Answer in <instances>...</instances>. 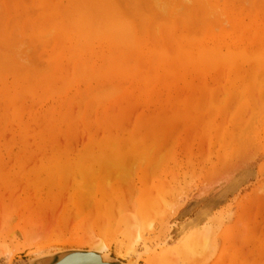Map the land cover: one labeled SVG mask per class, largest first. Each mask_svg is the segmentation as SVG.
Wrapping results in <instances>:
<instances>
[{
	"label": "rangeland",
	"instance_id": "374dc122",
	"mask_svg": "<svg viewBox=\"0 0 264 264\" xmlns=\"http://www.w3.org/2000/svg\"><path fill=\"white\" fill-rule=\"evenodd\" d=\"M3 1V0H2ZM6 1V0H5ZM13 0H9V1H7V2H12ZM15 1H17V0H15ZM20 1V0H19ZM28 2V4H30V1L31 0H25V1H23V0H21V2H24L23 4H25V2ZM39 1V0H38ZM241 1V0H240ZM7 2H6V4H7ZM27 2H26V5H28L27 4ZM32 2V1H31ZM237 2H238V0H237ZM246 2H250V4H251V1L250 0H247V1H245L241 6L242 7H246V8H250V9H252V6H245V4H246ZM15 3V2H14ZM33 3H37V0L35 1V0H33ZM2 4H4V1L2 2ZM1 4V5H2ZM6 4H4V6H3V8L6 10V7H7V5ZM52 4V2L50 3V5ZM58 4H60V3H58ZM57 4V5H58ZM238 4H239V2H238ZM249 4V5H250ZM0 5V28L1 29H3V26H4V30H6V29H8L9 31H10V29H13V28H11V27H13V23H15V22H11L13 19H11V17L12 16H10V15H12V12H11V14L9 15V14H7V11H4L3 12V9H2V6ZM10 5V4H9ZM11 5H13V4H11ZM10 5V6H11ZM20 5H21V3H20ZM20 5H19V9L21 10V11H19L18 12V8L15 10V11H17L18 13H20V12H22L23 11V9H24V7H20ZM31 5V4H30ZM37 5V4H36ZM35 5V6H36ZM50 5H49V8L47 7V8H45V10L46 9H49V10H51L52 8H50ZM65 6V4H64V0L61 2V5L60 6ZM239 5V6H240ZM247 5V4H246ZM6 6V7H5ZM18 6V5H17ZM16 5H13V9L15 8V7H17ZM29 6V5H28ZM35 6L34 5H31V8H30V10H27L26 8H28L29 9V7H27L26 6V8L24 9V10H26V11H28V12H26V13H28L29 14V12H30V14H33V13H35L36 12V15H37V13L39 12V9H40V7L38 8V10H37V8H35ZM54 5H51V7H53ZM236 6V5H235ZM240 6V7H241ZM64 8V7H63ZM2 9V10H1ZM13 9H11V10H13ZM31 10H32V12H31ZM49 10H47L48 12H49ZM41 11H42V9H41ZM9 12V13H10ZM16 12V14L14 15L13 14V16L16 18L15 20H17V17H16V15L18 14ZM25 12H24V14H26ZM7 14V15H6ZM24 14H22L21 13V15H22V17H24L23 15ZM40 12L38 13V15L36 16L35 14H33V16H35V17H40ZM146 14V13H145ZM148 14V13H147ZM3 15H5V16H3ZM20 15V14H19ZM18 16V15H17ZM30 16H32V15H27V18H30ZM8 17V19H6ZM19 17V16H18ZM21 17V16H20ZM21 17V18H22ZM26 17V16H25ZM38 17V18H39ZM3 18H5V21H3L2 22V20H4ZM10 18V19H9ZM20 18V19H21ZM27 18H25L24 20H25V22H26V24H27V26H30L29 25V23H27V21H26V19ZM32 19L34 18V17H31ZM30 18V19H31ZM166 18V17H165ZM168 18V17H167ZM19 19V18H18ZM23 19V18H22ZM31 19V20H32ZM36 19V18H35ZM169 19V18H168ZM7 20H8V22H7ZM28 20V19H27ZM22 21V20H21ZM21 21L19 22V24L21 23ZM51 21V20H50ZM246 22H248L247 20H245ZM38 22V21H37ZM36 20H34V24L36 25ZM3 23H8V24H4L3 25ZM32 23V22H31ZM41 24H42V26H38L39 28L41 27V28H45V23L44 22H40ZM40 23H37L38 25H40ZM17 24L18 23H16V26H14L16 29H17ZM3 25V26H2ZM7 25H8V27H7ZM10 25V26H9ZM222 25V24H221ZM2 26V27H1ZM23 26H24V24H23V21H22V26H20L21 27V29L23 30ZM223 27L225 26L226 27V24L225 25H222ZM5 27H6V29H5ZM19 27V28H20ZM48 27V28H47ZM45 29H43L44 31L45 30H49L48 32H46L45 33V35L44 36H46V34L48 35H51L50 33H52V32H54L55 30H53L52 31V29H51V26H47ZM14 28V29H15ZM27 27H26V25H25V27H24V30H23V33L24 32H28V33H26V35H28V37H25L26 35L24 34V36L23 37H25V38H29L30 37V35H29V32H30V28L29 29H26ZM40 28V29H41ZM16 29L14 30V31H11L13 34L12 35H10L11 34V32L9 33V31L8 32H5V31H1L0 30V36H5L6 37V35H9V37H7V38H9V39H7V38H5V37H3L2 39H3V41H5V40H7V41H11V37H14V38H16V39H12V40H17V34H18V32H17V34H15V32H16ZM226 29H228V27L226 28ZM20 30V29H19ZM25 30H27V31H25ZM7 31V30H6ZM17 31H18V29H17ZM50 31H52V32H50ZM31 32H32V30H31ZM55 32H57V31H55ZM21 33V32H20ZM19 33V34H20ZM14 35V36H13ZM16 35V36H15ZM21 35V34H20ZM19 35V36H20ZM34 35V34H33ZM56 34L54 33L51 37H54ZM61 35V34H60ZM60 35H58L59 37H60ZM18 36V37H19ZM20 37H22V35L20 36ZM22 37V38H23ZM49 37V36H48ZM48 37H46V38H48ZM50 37V38H51ZM4 38H5V40H4ZM11 38V39H10ZM31 38V37H30ZM43 38V37H42ZM60 38H62V39H64V37H60ZM1 38H0V41L2 40ZM45 39V38H44ZM55 39H57L56 37H55ZM61 39V40H62ZM20 40V39H19ZM19 40H17L18 42H17V44H16V42H13L14 44H15V46H13V45H11V44H8L6 47H7V49H6V47L4 46V45H0V57L1 56H6V57H8V58H6L5 56H4V58H6L7 60L9 59V57H10V59L11 60H16L17 61V63L18 64H16L15 62L16 61H14V64L15 65H18V67H25V66H27L28 68H29V64H35L37 67H35L33 64V67H32V65L30 66V68L29 69H33L34 67L35 68H40L41 69V71H42V68L41 67H43V65H39L40 63V61H36V58L34 57V54H33V56H31L30 55V53L32 52V53H34V50H33V46H29L28 45V43L27 42H29V41H25L26 39H21V41L22 40H24V42H25V44L27 43V46L25 45V44H23L21 41H19ZM29 40V39H28ZM49 40V39H48ZM51 40H52V42H53V40H54V38L52 39L51 38ZM60 40V41H61ZM7 41H6V43H7ZM41 41V40H40ZM56 41V40H55ZM54 41V42H55ZM59 40H58V42H60ZM2 42V41H1ZM31 42H38V40L37 41H34V40H32V41H30V43ZM47 42V41H46ZM58 42H57V44H58ZM64 42V41H63ZM9 43V42H8ZM42 43H45L44 42V40H43V42ZM42 43H40V45L42 44ZM49 42H47V44H48ZM62 43V42H61ZM20 44V45H19ZM23 44V45H22ZM34 44H36V43H34ZM34 44H32V45H34ZM46 44V43H45ZM50 44V43H49ZM48 44V45H49ZM260 44H262V42L260 43ZM12 47H10V46ZM22 45V46H21ZM39 45V44H38ZM39 45V46H40ZM44 45V44H43ZM26 46V47H25ZM16 47H20V51L18 50V48H16ZM23 47V48H22ZM25 47V48H24ZM32 47V48H31ZM44 47V46H43ZM43 47H42V49H43ZM48 47V46H47ZM15 48V49H14ZM3 49V50H2ZM4 49H6V50H4ZM13 49V50H12ZM37 49H39V48H37ZM42 49L40 48L39 50H40V52L43 54V52H42ZM49 49V48H48ZM7 50H10L9 51V53H8V51ZM12 50V51H11ZM15 50V51H14ZM17 50V51H16ZM22 50L25 52H22ZM33 50V51H32ZM14 51V52H13ZM44 51L46 52V51H48L47 49L45 50V48H44ZM11 52H13V53H11ZM18 52V53H17ZM20 52V53H19ZM27 52H29V53H27ZM35 52H36V50H35ZM38 53L37 55L39 56L38 57V59H40V57L42 58L45 54H43V56H42V54L41 53ZM44 52V53H45ZM50 52V51H49ZM48 52V53H49ZM24 55H23V54ZM31 53V54H32ZM48 53H46V54H48ZM10 54V55H9ZM13 54V55H12ZM20 54H21V57H20ZM25 54H27L29 57L31 56V58H32V60L34 61V59H35V62H33L32 60V62H30V61H27V55H25ZM16 57H15V56ZM19 55V56H18ZM36 55V56H37ZM15 58H14V57ZM23 56H24V58H23ZM26 56V57H25ZM48 56V55H47ZM12 57H13V59H12ZM18 57V58H17ZM46 57V56H45ZM2 59V57H1V59L4 61L5 59ZM30 58V59H31ZM48 57H46V59H47ZM144 58H146V57H144ZM144 58H142L141 60H142V65L140 64L139 66H142V68L144 67L143 66V63H145V61L146 60H143ZM10 59H9V61H10ZM18 59V60H17ZM29 59V60H30ZM19 60H21V62H19ZM1 61V60H0ZM1 62V63H4L5 64V61L4 62ZM13 61H10L11 63L13 62ZM23 61V62H22ZM47 61V60H46ZM29 62V63H28ZM49 62V61H48ZM65 62V61H64ZM0 63V64H1ZM43 63V62H42ZM46 63V62H45ZM21 64V65H20ZM28 64V65H27ZM47 64V63H46ZM146 64V63H145ZM6 65V64H5ZM20 65V66H19ZM39 65V66H38ZM0 66H2V65H0ZM46 66H48V65H45V67ZM6 67H7V65H6ZM4 68V69H2L1 67H0V70L2 69V72L4 71V70H7L8 69V67L7 68ZM9 67H11V66H9ZM22 67V68H23ZM44 67V68H45ZM49 67V66H48ZM48 67H46V68H48ZM65 68V67H64ZM12 69V68H11ZM11 69H9V70H11ZM37 69V70H38ZM40 69L38 70V71H40ZM48 69H50V68H48ZM144 69V68H143ZM9 70H7V71H9ZM19 70H21V69H18V71ZM26 70V69H25ZM24 70V71H25ZM28 70V69H27ZM26 70V72L27 73H25V75L23 74V76L25 77V76H27V74H28V71ZM47 70V69H46ZM16 71H17V69H16ZM18 71H17V73H15V75L17 76V74H18ZM23 71V70H22ZM32 71H34V70H32ZM49 71V70H48ZM64 71V70H63ZM145 71V70H144ZM5 72L6 71H4V74H5ZM11 73H9V72H6L7 73V75H4L3 74V78H1V80L3 81L4 80V83L5 84H7V86H8V84H9V82H10V84L11 85H13L14 83H11L12 81H13V79H15V78H18V76H20V74H21V72L18 74V76L17 77H15V75H14V78H12L13 77V75H11V74H13L14 72H15V69H14V72H13V70L12 71H10ZM13 72V73H12ZM43 72H45V70L43 71ZM42 72V73H43ZM55 72V71H54ZM42 73H41V76L43 77L45 74H43L42 75ZM48 73V72H47ZM47 73H46V75H45V78H42L41 76V78H42V80L44 81H42V83H40L41 81L40 80H38V76H34L33 77V75H32V78L33 79H36L37 78V80L38 81H40V82H38L39 83V85H41L42 86V84H44L42 87H46V84L48 83V84H50V83H52V82H54V81H58V74L57 75H52V76H57L55 79L56 80H51L50 78H48L49 76H50V74H52V70L50 71V73H48V75H47ZM220 73H221V71H220ZM2 73H0V75H1ZM9 74V75H8ZM36 74V73H35ZM34 74V75H35ZM223 74H224V72H223ZM22 75V74H21ZM29 75V74H28ZM61 75H63V72H62V74ZM64 75H66V72L64 73ZM210 76H216V74H213V73H211V74H209ZM208 75V76H209ZM221 75H222V73H221ZM11 76V77H10ZM48 76V77H47ZM82 76V74L80 73L79 74V77H81ZM84 76V75H83ZM188 76H191V75H187V79L186 80H188V82H189V84L186 82V84H188V86H186V87H188V88H191L190 89V92H189V89L187 88V91H186V88L185 87H181V86H185L184 85V83H185V81L186 80H183L182 82H184V83H176V84H174L173 85V87H179L181 84V86L178 88V90L180 91H177V88H174L175 90H173V92H172V89H173V87L171 86V93H169V95H171V96H173V98L172 97H170V101L167 103L168 104V106L170 107L171 105L173 106V104H171V102H172V100H176V97H179V100H181V99H186L187 100V104H188V106L189 107H187L188 108V111H189V115H192L193 114V112H194V114L196 115V111H198L197 113H199L200 114V116H201V118L202 117H204V118H202V119H200L199 120V114H197L196 115V117L198 116V120H197V118H195L194 116H193V119H192V117H191V119L192 120H194L195 121V119H196V121L197 122H194L193 121V124L194 123H196V124H194L195 125V127H194V125L192 124L191 126H189L190 124L189 123H191L192 121H191V119H190V122H188L187 120L189 119V118H186L185 119V117H189V115L187 116V114H185V112H183L185 109H183L184 107H185V105H183V104H185V101L184 100H182V102H180L179 101V103L177 104L178 105V107H181V105H183L182 106V109L181 110H183V111H181V110H177L176 112V114L174 113L173 114V112H171V111H169L170 113L168 114L167 112H166V114H168V116L167 115H165V117L167 116V117H169V119L172 117V116H170L171 114H173V117L169 120L168 118H165L166 119V121H167V123L165 122V120L164 119H161L162 117H163V115H162V117L160 118V120H159V122L162 120L163 122H165V124H163V122H160L159 124L158 123H155L156 124V128L158 127V125L160 126V127H158V129L157 130H159V129H161V127H164V128H162L163 130H161L160 132H162V134H163V132H165L166 130H164V129H168L169 130V127H170V130L169 131H167V132H165V134L162 136V134H160V133H158L159 135H154V134H157V132H155V130L156 129H154L155 128V126H154V128H153V126L151 127V126H149V127H151V128H149L150 130H153V131H151V135H149V134H147V137L145 138L146 139V143L144 144L145 145V147H143V144H139L140 142L138 141L139 139H137V141L136 142H139L138 143V145L136 146L135 145V141L134 142H132V140H134V137L136 136L137 137V135H135L134 137H132V138H130L131 136H128L129 135V133H130V131L131 130H133V126L132 125H134L135 126V124L133 123V122H136V118H137V122L139 121V123L137 124V122H136V125H137V128H139L140 127V119L139 118H141L142 117V114H143V118H146V117H144L145 115H147V114H149V115H147V117L148 116H150V114L153 112V113H155V111H156V109L159 107L158 105H157V101L155 100V99H157V98H155V99H153L154 98V96H151L152 97V99L150 100V99H148V100H150V101H152V100H154V102L156 101V104H151L150 103V101H149V104H151V105H146V108L145 109H143V110H141L142 108H139L140 107V105H141V107H143L144 105L142 104V103H144V102H142V95H141V93H139L140 92V89H139V91H138V93H137V91L136 90H138L137 89V84L135 83V84H133L134 82H132V84L130 83L128 86H127V88H126V85L127 84H125L123 81H121V79H120V83L122 84V82L125 84H122V85H124V86H122V88L124 87V88H126V90L125 91H127L126 93H128V94H125V92H124V94H125V96H127V98H129V97H131V94H134V95H137V94H139V95H141V96H139L138 98L135 96V99H139L138 100V102H142L137 108H135L136 110H137V112L136 113H138V110H139V113L138 114H136V116H135V118H133L132 116V113L134 114V111L133 110H128V113H125V112H127L126 111V109L128 108L127 107V105H126V103H125V101H123L122 100V98L120 99L119 98V96L116 98V95L114 96V97H111V98H113L112 100H110V98L109 99H107V100H105L104 101V99H106V98H103V99H101L100 101L102 102V100H103V104H105L104 105V107H102V108H100V110H99V108L97 107L96 109H94L95 107H93L92 106V104H94L93 102L95 101V100H97L98 98H99V96H97V95H95L93 92H91V91H89L90 92V94L91 93H93L94 95H95V98H96V96L98 97V98H94V100L92 99V96H94L93 94H91V95H89V92H87L89 89H87L86 90V87H88V85H89V83H88V81H86L87 80V78L86 77H81V78H84L85 79V81L87 82H85V81H83L82 80V82H81V80L80 81H78L79 83H81L82 85L84 84V83H86V85L84 84V89H85V91L87 92V93H82V94H85V97L87 98V96L89 95V99H90V96H91V99L93 100V102H92V104H90V103H88V98H87V101L84 99L83 100V102H82V97H80V93L81 92H84V89H83V87H82V85L80 84H77L78 82H76V81H72L71 82V85H73V82H76V83H74V84H76L77 86H76V91H74L75 90V85L73 86L74 88H73V91L74 92H72V90H70V92H69V90H67V88L65 89L64 88V86H63V88H60V86L62 87V85H60L59 86V84L58 83H56V84H58L57 85V87H55V88H57V90H61L62 89V91L65 89V90H67V95H66V93L63 91V94H62V91H60V93L62 94H60V93H57L55 90V88L53 87V86H51V84H50V86L51 87H53L55 90H53V91H55L57 94H59L60 95V97L58 98L56 95H55V92H51L50 90L48 91V92H51L53 95H55L56 97H57V100L58 101H60L61 100V103H59L58 104V102H57V100H56V97L54 98V96L51 94L50 95V93H49V95L48 96H45V98H44V96H43V98H44V100H41V102H39L40 100H39V98L38 99H36L35 97H34V95H33V93L32 92H34V91H30V90H28L29 88H28V84H27V86L25 85V83L23 84L24 86H25V88L27 87V89L26 90H28L29 92H30V94L32 93V95H28L29 94V92H28V94H26L25 92V95H27L26 96V98H24V96H22V94L20 95V94H17V96H16V94H14V93H12L11 94V96L13 97L14 96V98L16 99V101L14 100V98H13V100L15 101V102H13V100L11 99H8L7 101L9 102V101H11V102H13V103H11V102H9V104L11 103V104H13L14 106L15 105H18L19 106V103L18 102H21L20 104H22L23 103V101L25 102L24 104H22L21 106H23V105H25V104H27V105H25L24 106V108H22L21 110H20V106H19V110H20V115H22V116H20L19 114V117H18V115L17 116H15L16 114H12L11 113V110H13V108L11 109V106H8V108H10L9 110L10 111H8L9 113L8 114H10L11 113V116H14V117H17L18 118V120H19V122L21 123H19L18 124V120H17V122H16V120L14 119V117H9L8 118V114L6 113V111H7V109L5 110V114L7 115V118L5 117V119H8V120H5V119H3L2 117L3 116H1L0 118H2L3 120H5V121H3L4 123H3V125H5L6 127L5 128H3L2 127V129H6V130H4L6 133H7V130L9 129V135H8V133H7V135L9 136H7L6 134H5V132H4V135L2 136V138H1V135H2V132L0 133V264H32L34 261H36V260H41V259H44V258H48V257H50V255H51V257L53 256V255H55V253L57 254V252H59V249H61V247L63 248L61 251H66L67 250V248H69V247H67V243H73L74 241H75V238H77V237H81L80 239V242H82L84 245V249H82V250H87V246L89 245H91V243H92V239H98L97 237H99V239L101 238V240H99V242L100 241H104L105 243H107L108 244V255H109V259L110 260H114V261H118V262H120V263H122V264H125V262L127 263V261H129L130 259V261H134V255L132 256V255H125L126 254V252H124V249H125V247H126V244L128 243V240L130 239V238H132V234L134 233V231H133V229H132V231H130V229L133 227H130L131 225H133L134 223H135V219L134 218H139V216L138 215H136V217H135V213H137V207H140V206H138V204H140V202H142V201H140V200H143V198H145V200L147 201V194H146V192H147V190H148V185H149V187H151L150 189H149V191L148 192H151L152 191V189H155V185H157V187L156 188H158L159 186H160V184L159 183H162V184H164V182H166L167 184L169 183V184H172V182L174 181V182H176V180H177V182L179 181V182H181L182 180L184 181V182H187L188 183V181H190L191 182V184H190V182H189V184L190 185H188L190 188L192 187V189L194 188L193 186H196L195 188H197L198 190H200V188L202 187V189L204 190V188H205V190L203 191L202 189L200 190V192L201 191H203L202 193H200V192H198V190L196 189V191H194L193 193H195V194H193V197L188 201V204L187 205H184V207H182L180 210H181V212H178L177 214H176V216L178 215L179 217H177V218H179L178 219V221H177V224L179 225V224H183L182 226H185V227H187L186 228V230H187V233L188 234H190V233H192V232H194L193 231V229L195 230V229H198L197 231H199L201 228H202V226L203 225H208V224H212V222L213 223H215L214 222V219H216V220H218L217 218H220V222H221V224H225V222H227V218H228V216L229 217H231V221H229L230 223H229V233H226V231L224 232V225L222 226V227H220L221 229H220V234H223V237L224 236H226L225 238L227 239V238H229V239H227V240H225L224 241V245H225V242H226V245L225 246H223L224 247V249L225 250H227V249H230L229 250V255H228V258H227V260H226V263H224V264H233L234 262V264H236V262H237V264H242V262H243V264H257V261H258V264H264V188H262L261 189V192H260V190H258L259 189V187L260 186H264V132H262V128L264 127V104H261L262 102H261V100H262V98H261V100H259L258 99V95H254V92H256V91H254L255 89H256V87H254V90H252L250 93H249V95L251 94L252 96H251V98H253V102H249V104L250 105H252V107H250V105H248V106H245L244 105V107H243V105H242V100H243V98H241V97H243L242 95L243 94H241L240 92L241 91H238V93H240L241 94V96H240V98L242 99L241 100V102H239L238 103V100L236 101L235 99H237V97L236 98H234V96H233V98H234V100H233V98H231V96L229 97V95H228V98H227V94H226V96L224 97V94L225 93H222V92H220L219 90L218 91H216L217 93H219V94H217L216 92H215V90H217L216 89V87H217V77H215V80L216 81H214V82H216L215 83V85L212 83L211 84V86H209V87H212V85H213V87L215 86V88H213V89H215V90H213V89H209V91L207 92V93H209L210 91V94H207L206 92H204V90L205 89H203V85L201 86L202 88V90H203V92H202V90H198V89H200L199 87H200V85H199V87H198V84H200V83H198V81L196 82V84H197V86L196 85H194L193 84V87L195 86V87H198V89L197 90H195L194 88H192V84L190 83V79L188 78ZM224 76H226V74H224ZM224 76H222V77H224ZM235 76V74H233L231 77H234ZM1 77V76H0ZM7 77V78H6ZM28 77V76H27ZM27 77H25V78H27ZM31 77V76H30ZM36 77V78H35ZM51 77V76H50ZM76 77H77V75H76ZM78 77V78H79ZM191 77H193L194 78V76H191ZM218 77H219V75H218ZM226 77H228V76H226ZM20 79H15L14 81H16L17 83H18V80H19V84H17V83H15V84H17V85H19L20 86V83L23 81H25L24 79L25 78H22V77H19ZM22 78V79H21ZM40 78V79H41ZM46 78H48L49 79V81L51 80V82L49 83V81L46 79ZM53 78V77H52ZM61 78V77H60ZM63 78V77H62ZM65 78V77H64ZM69 78H72L71 76H69ZM77 78V79H78ZM209 79V81H210V83L212 82L211 80V78L212 77H205L204 79V81L205 82H201V84L202 83H206L207 82V84L208 85H210V83H209V81L207 80V79ZM225 78V77H224ZM224 78H219V80L220 79H224ZM7 81H6V80ZM11 79V80H10ZM33 79H30V81H31V83H29L28 82V80H29V78H28V80H27V82L26 83H29V86H30V84H31V87L33 88V86H34V84H36L37 82H36V80H33ZM76 79V78H75ZM89 79V78H88ZM118 79V78H117ZM116 79V80H117ZM195 79L197 80H203L202 78H194L193 80H192V82L193 83H195ZM214 79V78H213ZM226 80L224 81V80H222V82L221 83H223V84H225L223 87H228L230 84L228 83H225L226 81H228V79L227 78H225ZM233 79V78H232ZM264 79V78H263ZM21 80V81H20ZM48 82H47V81ZM70 80H72V79H70ZM79 80V79H78ZM101 80V79H100ZM0 82L2 85H0V87H2V86H4L5 84L3 83V82ZM33 81H35V83L33 84ZM59 81H64V83H62L63 85L64 84H67V83H69L70 84V81H68L67 80V82H66V78L64 79V80H59ZM58 81V82H59ZM92 81V80H91ZM95 81V80H94ZM94 81H92L91 82V86L93 87L92 89H94L95 88V86H97V84L100 82L99 81V79L98 80H96V82H94ZM102 82H100V83H102V84H104L103 83V80H101ZM221 81V80H220ZM220 81H218L219 83H220ZM47 82V83H46ZM61 82H60V84H61ZM84 82V83H83ZM90 82V81H89ZM98 82V83H97ZM180 82V81H179ZM252 83H254L253 82V80L251 81ZM262 82H264V80L262 81ZM46 83V84H45ZM55 83V82H54ZM92 83H96L94 86H93V84ZM100 83H99V85H98V87L99 88H101V85H100ZM126 83H128V82H126ZM116 84L117 85H119V83L116 81ZM178 84V85H177ZM22 85V86H23ZM79 85V86H78ZM132 86V87H130V89L128 90V88H129V86ZM137 85V86H136ZM190 85H191V87H190ZM219 85H221V84H219ZM239 85V84H238ZM253 85V84H252ZM261 85V86H260ZM259 86H257V88L258 89H260L259 87H262V85L264 86V84H260ZM16 85H13V86H10L9 85V87H8V89H10V87H15ZM37 86V85H36ZM47 86H49V85H47ZM56 86V85H55ZM69 86V85H68ZM67 86V87H68ZM104 86V85H103ZM103 86H102V88H103ZM134 86H136V89H135V87ZM155 86H156V84H155ZM222 86V85H221ZM231 86V85H230ZM4 87H6V85L4 86ZM4 87H2V88H0L1 90H0V92L2 91V89H3V92H4V94L5 95H7V93L4 91L5 90V88ZM30 87V88H31ZM42 87H40L39 86V88H41L42 90H46V88H42ZM60 89H59V88ZM71 89H72V87L71 86H69ZM68 87V88H69ZM105 87H111V86H105ZM157 87V86H156ZM156 87H154V88H151L152 90L154 89L155 90V92H158V90L160 91V93L162 92V94H160V93H156V94H154V93H152L153 95H157V94H160V96H161V98H163L164 96H165V98H166V95L164 94L165 92H164V90L165 89H159L158 87H157V91H156ZM206 87V86H205ZM222 87V88H223ZM7 88V87H6ZM16 88V89H15ZM14 89L17 91L18 89V86L17 87H15ZM25 88H23V89H25ZM31 88V89H32ZM38 87H37V90L35 91L36 92V94H39L40 93V95H41V90L39 89ZM89 88V87H88ZM119 88V87H118ZM133 88V89H132ZM139 88V87H138ZM180 88L181 89H183V88H185V89H183V93L181 92V90H180ZM207 88H208V86L206 87V90H207ZM219 88H221V87H219ZM229 88V87H228ZM263 88V87H262ZM261 88V90L262 91H264L263 89ZM13 88H11V90H12ZM20 89H22V88H20ZM19 89V90H20ZM34 89H36V87L34 88ZM33 89V90H34ZM48 89V88H47ZM50 89V88H49ZM80 89V93L78 94V90ZM82 89H83V91H82ZM96 89V88H95ZM107 89H109V88H107ZM112 89V88H111ZM113 89H117V88H114L113 87ZM135 89V90H134ZM193 89L195 90V91H193ZM230 89V88H229ZM228 89V90H229ZM237 91V89L236 88H233L232 87V90H231V94H236V92L234 91ZM252 88H250V90H251ZM258 89H257V91H258ZM7 90V89H6ZM38 90H40L41 92H39ZM101 90V89H100ZM106 91L105 90V88L104 89H102V91ZM114 90V91H115ZM120 90H124V89H120ZM151 90V91H152ZM154 90H153V92H154ZM205 90V91H206ZM227 90V91H228ZM94 91V90H93ZM98 91V90H97ZM117 92H118V89L116 90ZM115 91V92H116ZM131 91L133 92V93H131ZM150 91V89H148L146 92L148 93V92H151ZM166 91H168V90H166ZM177 91V92H176ZM185 91H186V95L184 96V94H185ZM191 91H193L192 93L193 94H195L196 92L198 93V95L199 96H203V94H206V95H211V96H207L206 97V95H204L203 97L204 98H202V101H203V99H205L204 101H203V103L201 102V101H199V100H196L197 98H199V96L197 95V93L195 94V96L197 95V97H196V99H195V96H193V94L191 95L190 93H191ZM226 91V90H225ZM226 91V92H227ZM254 91V92H253ZM7 92L9 93V90H7ZM11 92H14V91H10V93ZM23 92V91H22ZM38 92V93H37ZM46 92V91H45ZM100 92V91H99ZM111 93L113 92V91H110ZM169 92V91H168ZM179 92V93H178ZM189 92V94L192 96H189L187 93ZM199 92H201V94L199 93ZM234 92V93H233ZM253 92V93H252ZM19 93V92H18ZM72 93V94H71ZM75 94V96H77L78 97V95H79V98L81 99V100H79L80 101V103H78V100L76 99V97L74 96V94ZM95 93H97V92H95ZM102 93V92H101ZM120 93H121V91H120ZM136 93V94H135ZM229 93V92H228ZM237 93V95H238V97H239V94ZM257 93V92H256ZM259 93V92H258ZM86 94H87V96H86ZM118 94H119V92H118ZM117 94V95H118ZM121 94H123V91H122V93ZM121 94H119V95H121ZM150 94V93H149ZM148 94V95H149ZM151 94V95H152ZM213 94V95H212ZM215 94H216V96H217V98L218 97H220V100H219V98L218 99H216V96H215ZM0 95H2V93L0 94ZM19 95L21 96V97H23L24 98V100L22 101V100H20V101H18L17 102V98L19 97ZM39 95V97H41ZM47 95V94H46ZM68 95H71V96H73L72 97V100L74 99V97H75V100L77 101H69L70 100V98H71V96H69L68 97ZM100 95H102V94H100ZM113 95V94H112ZM147 95V96H148ZM168 95V96H169ZM182 95L184 96V98H182ZM220 95V96H219ZM254 95V96H253ZM263 95H264V92H263ZM9 96V98H12V97H10V94L8 95ZM8 96L6 97L5 96V98H4V96H3V98H4V100L6 99V98H8ZM29 96H31L32 97V100H34L35 101V99H36V102H34V103H32L33 105L34 104H36L35 106H36V108L35 107H33V108H35V109H30V107L32 108V104H31V102L30 103H28L29 102V100H30V98L31 97H29ZM36 96H38V95H36ZM50 96H52L51 98L52 99H55L56 101V103L55 102H53L54 100H50L48 97H50ZM66 96V97H65ZM82 96H84V95H82ZM108 96V95H107ZM123 97V98H125L126 99V97ZM138 96V95H137ZM143 96H144V94H143ZM163 96V97H162ZM189 96V98H187ZM21 97H19V98H21ZM28 97V98H27ZM67 97H68V99H67ZM193 99V97H194V99H195V102L197 101V103H198V101L199 102H201L202 103V106H200L199 108H203L204 106V108H205V110H203L202 112H200V109L198 108L197 110L195 109V108H197L198 106H196V105H201L200 103L199 104H194V105H192L193 103H191V102H188V101H192V99ZM223 97H224V102H223V104H222V101H223ZM263 97V96H262ZM1 98V97H0ZM23 98H21V99H23ZM42 98V99H43ZM46 98H48V99H46ZM102 98V97H101ZM115 98L116 99H120V103H123V105L121 106L120 104H119V106H117L116 104H118L117 103V101L115 100ZM140 98H141V101H140ZM144 98V97H143ZM149 98V97H148ZM158 98H159V96H158ZM167 98H169V97H167ZM207 98H209V100H212L211 101V103H213V104H211L210 103V106L211 105H214V103H215V105H217V101H218V105L220 104V105H222L223 106V112L224 113H220L221 111H222V109H220V106H219V108L218 109H216V108H211V109H209L208 107H209V105H208V107H206V103H209V101L207 102ZM240 98H238V99H240ZM257 98V103H256V101H254V99H256ZM264 98V97H263ZM2 99V98H1ZM25 99H28V100H25ZM65 99V100H64ZM100 99V98H99ZM131 99V98H130ZM133 99H134V96H133ZM133 99H131L130 100V103H131V105H133L134 103V101L132 102V100ZM147 99V98H146ZM164 99V98H163ZM231 99V101H227V100H230ZM3 100V99H2ZM2 101V103L4 102V103H6L5 101ZM37 100H39L38 102H37ZM66 100H68L69 102H67ZM123 102H122V101ZM127 100V99H126ZM129 100V99H128ZM158 101H160V99H157ZM164 100H166V99H164ZM169 100V99H168ZM178 100V99H177ZM216 100V101H215ZM222 100V101H221ZM264 100V99H263ZM1 101V100H0ZM108 101V102H107ZM113 101V102H112ZM114 101H116L115 103H114ZM137 101V100H136ZM136 101H135V103H136ZM143 101H145L144 99H143ZM206 101V102H205ZM220 101H221V103H220ZM233 101H234V103H233ZM17 102V103H16ZM72 102L75 104H77V106L78 105H81V103H82V106H81V109H80V106L79 107H76V105L74 106L76 109H74L73 107H72ZM95 102H98V100L97 101H95ZM148 101H146V103H147ZM163 102V101H162ZM162 102H160V103H162ZM192 102H194V100L192 101ZM225 102H229V103H227V105H226V103ZM259 102V103H258ZM4 103L3 104H1V105H3V106H6V105H4ZM51 103V104H50ZM62 103H64V104H62ZM68 103H71V104H68ZM110 103H111V106H112V109H113V107H114V110L116 109V108H119V110L118 109H116L115 110V112L112 110V109H110L111 108V106H110ZM130 103H128L129 105H130ZM133 103V104H132ZM159 103V102H158ZM165 103V102H164ZM189 103H191V106L189 105ZM206 105H205V104ZM230 103H233V104H230ZM241 103V104H240ZM254 103V104H253ZM256 103V104H255ZM7 104V103H6ZM8 104V105H9ZM10 104V105H11ZM38 104H40V105H38ZM43 104V105H42ZM58 104V105H57ZM87 104V105H86ZM99 105V102L98 103H96V105ZM100 104H102V103H100ZM102 104V105H103ZM114 104H115V106H114ZM145 104V103H144ZM170 104V105H169ZM175 104V103H174ZM180 104V105H179ZM234 104H237V105H234ZM244 104V103H243ZM257 104H258V107H257ZM0 105V106H1ZM53 105H55V107L52 106ZM62 105V106H61ZM68 105H69V107H68ZM161 105V104H160ZM165 105V104H164ZM214 105V106H215ZM217 105V106H218ZM228 105H230V106H228ZM231 105H233L232 107H234V108H232L231 107ZM242 105V106H241ZM2 106V109L3 108H6V107H3ZM17 106V107H18ZM38 106V107H37ZM62 107V108H64V106H66L67 108V110H65V108L64 109H62V108H59V107ZM71 106V107H70ZM85 106V107H84ZM134 106H136V104L134 105ZM134 106H131V107H134ZM148 106V107H147ZM157 107V108H155V111L152 109L153 107ZM163 105H161V108L162 109H165V108H163V107H165V106H163ZM176 106V105H175ZM192 106H193V108H192ZM221 106V107H222ZM225 106L227 107L226 109H224L225 108ZM261 106H262V108H263V110H261L262 108H261ZM16 107V106H15ZM27 107H29V109L31 110V112H29V111H24V112H22V110H29V109H25V108H27ZM51 108L50 110L51 111H57L55 114L53 113V112H49L51 115L52 114H54V115H52V116H54L55 117V119L57 118V120H55L54 119V117H52V121H50V122H53V123H55L56 121L58 122V123H56V125L54 124V126H55V128H53V129H56V130H54L53 131V129L51 128V124H50V122H47V125H48V123L50 124L49 126H47L48 128H49V130L50 129H52V131L53 132H56L55 134H52V131H51V134L49 133H47V132H49L48 130H47V132H46V130H43L44 129V127L45 126H43V125H41L42 126V128H41V126H39V124H40V120H41V118H42V116L44 115L43 113H44V111L45 110H47L48 108ZM89 107V108H88ZM91 107H93V108H91ZM108 107H110L109 109H108ZM120 107H121V109H120ZM123 107H126V108H123ZM145 107V106H144ZM143 107V108H144ZM241 107V108H240ZM242 107H243V109H242ZM55 108H57V109H55ZM75 110V112H74V115H71L73 112V109ZM87 108V109H86ZM186 108V107H185ZM192 108V109H191ZM203 108V109H204ZM207 108H208V111H207ZM230 108V109H229ZM257 109V111H256V109ZM2 109H0V113H1V110ZM71 111H70V110ZM77 109L80 111V112H78V114L76 113L77 112ZM83 109V110H82ZM91 109V110H90ZM92 109H93V111H92ZM99 111H98V110ZM103 111H102V110ZM124 109V110H123ZM159 109V108H158ZM162 109H160V110H162ZM169 108L167 107V110H168ZM171 109V108H170ZM175 109H177V107L175 108ZM175 109L173 110V108H172V111H174L175 112ZM179 109V108H178ZM189 109H191V110H189ZM216 109V110H215ZM229 109V110H228ZM239 109H240V114L238 113L239 112ZM246 109V110H245ZM249 109V110H248ZM253 109H254V111H253ZM4 110V109H3ZM2 110V111H3ZM17 110V109H16ZM49 110V109H48ZM65 112H68V110H69V113H71V114H69V116H68V118L69 117H73V118H69L71 121H75V124H71V123H73V122H69L70 120H68V118H66L65 116L66 115H68V113H65ZM88 110V111H87ZM122 110V111H121ZM153 110V111H152ZM192 110H195V111H193L192 112ZM221 110V111H220ZM243 110V111H242ZM248 110V111H247ZM258 110H259V113H260V116H258L259 115V113H258ZM40 111V112H39ZM43 111V112H42ZM64 112V113H61V115H58V112H59V114H60V112ZM83 111V112H82ZM96 111V112H95ZM104 111L106 112L107 111V113H106V117H107V119L109 120V118L110 117H112V115L110 116V117H108L107 116V114H108V112L110 111V112H114V113H118V115H120L121 117H124V115H122L123 113L126 115V116H131L130 118L128 117V119L127 120H125V118H120V120L119 119H117L116 117V119H111L113 122H111L110 120H109V122L111 123H109V122H106L107 124L109 123L110 125H112L113 123L114 124H117V125H114V129H115V126H117V128H116V130H112V129H110L111 128V126L108 124H105V125H107V127H109V128H107L106 129V127H104L105 125H104V122H103V119L105 118L104 116H103V113H104ZM163 111V110H162ZM180 111L181 112H183L184 113V116L182 115V118L180 117L181 115H180ZM187 111V112H188ZM207 111V112H210V113H208L209 114V116H210V114H211V116H210V118L212 119H210L209 118V116L207 117V112L205 113V112ZM213 111V112H212ZM215 111V112H214ZM216 111H217V113H216ZM220 111V112H219ZM227 111H230V113H228V115H227ZM250 111V112H249ZM263 111V112H262ZM16 112V111H15ZM18 113H19V111H17ZM31 114V116H30V114ZM82 112V113H81ZM94 112H95V114H94ZM109 112V113H110ZM122 112V113H121ZM158 112V111H157ZM244 112V113H243ZM246 112H247V116H246ZM252 112V113H251ZM261 112H262V114H261ZM21 113H23V114H21ZM25 113V114H24ZM28 113V114H27ZM32 113L34 114L33 115V119H35L36 121L34 122V123H32L31 125H30V122L32 121L33 122V120H32ZM43 115H42V114ZM90 113H93L92 115L90 114ZM97 113L99 114V113H102V116L104 117V118H102V122H100V120H99V118H98V115H97ZM117 113L115 114L116 116H118L117 115ZM120 113V114H119ZM130 113H131V115H130ZM159 113V112H158ZM162 113H164V111L162 112ZM161 113V114H162ZM179 113V114H178ZM214 113H216V114H214ZM248 113H249V115H248ZM26 114H27V118L25 117L26 116ZM37 114H38V116L40 117V118H38V116H37ZM66 114V115H65ZM78 116H77V115ZM79 114H81V115H79ZM84 114H86V115H88V116H86V115H84ZM127 114H129V115H127ZM178 114V115H177ZM221 114V115H220ZM226 114V115H225ZM1 115H3V112H2V114ZM5 115V116H6ZM46 115V114H45ZM44 115V117H46ZM47 115H48V113H47ZM56 115L58 116V117H56ZM63 115H64V117H63ZM100 115V117H102L101 116V114H99ZM139 115H141V116H139ZM155 115H156V113H155ZM155 115H153V116H151L152 118L155 116ZM177 115V116H176ZM180 115V116H179ZM218 115H219V117H218ZM222 115H223V117L224 116H226V117H224V119H223V117H222ZM233 115V116H232ZM253 115H255L256 116V118H254V116ZM262 115V116H261ZM29 116H30V118H31V121L29 122ZM60 116H62L63 117V119L64 118H66V119H64L65 121H66V124H64V122L65 121H63L62 120V117H60ZM86 116V117H85ZM89 116H90V119H91V121L93 120L94 121V123H93V121H92V124L93 125H91L90 127H89V125L91 124V121H89V125H88V118H89ZM119 116V117H120ZM234 116H236L237 118H238V120H236L237 118L235 117L234 118ZM239 116H241L240 118H239ZM35 117H37V118H35ZM47 117H50V115H48ZM50 117V118H51ZM84 117V118H83ZM92 117H93V119H92ZM96 117V118H95ZM157 117V116H156ZM156 117H154V118H156ZM216 117V118H215ZM220 117H222V118H220ZM227 117H229L230 119H227ZM249 118V119H247V118ZM254 119H253V118ZM22 118V119H21ZM50 118H47L46 119V121H48V120H50ZM59 118V119H58ZM61 118V119H60ZM80 118V119H79ZM87 118V119H86ZM127 118V117H126ZM143 118H141V119H143ZM158 118V117H157ZM184 118V119H183ZM206 118V119H205ZM210 120H209V119ZM218 118V119H217ZM242 118L243 119H245L246 118V120H242ZM252 118V119H251ZM14 119V120H13ZM37 119H40L39 121L37 120ZM83 119V120H82ZM106 119V118H105ZM105 119H104V121H105ZM107 119H106V121H107ZM135 119V120H134ZM139 119V120H138ZM176 119V120H175ZM184 122V125H185V130L183 129L184 127H182V124H183V122L181 121V120ZM236 120V122L238 123H235V122H233L234 120ZM262 119V120H261ZM1 120V119H0ZM11 120H12V122L13 123H15L16 122V124L15 125H10L9 123L11 122ZM24 120V121H23ZM26 120V121H25ZM55 120V121H54ZM59 120V121H58ZM96 120V121H95ZM116 120V121H115ZM122 120V121H121ZM134 120V121H133ZM144 120V119H143ZM148 120H149V118H148ZM170 122H169V121ZM179 120V122H182V124H180L179 123V125H178V123H177V121ZM202 120V121H201ZM204 120V121H203ZM249 120H251L250 122V124H252L251 126H247V125H245V124H248V125H250L249 124ZM9 121V122H8ZM44 121V120H43ZM46 121H44V123L46 124ZM60 121H62V124L60 123ZM76 121H78L79 122V124H81V125H79L78 123H77V125H78V128H83L82 130H81V128H80V130L78 129V128H74L75 130H73V128L72 127H76L77 125H76ZM118 121V122H117ZM126 121H127V123H126ZM130 121H133V122H131V124H129V122ZM156 121H158V120H156ZM188 123H187V122ZM200 121V122H199ZM206 121H207V123L208 124H206ZM241 121H243V124L241 123ZM256 121V122H255ZM1 123H2V120L0 121ZM11 122V123H12ZM22 122H23V127H24V129H25V131H24V129H20L21 127H22ZM29 122V123H28ZM37 122V123H36ZM38 122H39V124H38ZM95 122H96V124H95ZM120 122V123H119ZM142 122V121H141ZM201 122H203V123H201ZM210 122H212L211 124H210ZM214 122V123H213ZM226 122H227V125H222V124H226ZM230 122H231V125H230ZM240 122V123H239ZM25 123V124H24ZM27 123V124H26ZM68 123V124H67ZM85 123H86V125H88V126H86V129L88 128V132H86V129H85ZM205 123V124H204ZM95 124V125H94ZM100 124H103V125H101L100 126ZM127 124L128 125H130L131 127H129L128 128V126H127ZM142 124V123H141ZM154 124V125H155ZM166 124H167V126H169V127H167L166 126ZM189 124V125H188ZM216 125V126H214V125ZM229 124V125H228ZM234 124H236V125H234ZM242 124V125H241ZM258 124H262L261 126L260 125H258ZM8 125H10V127L12 128V130L10 131V127L8 126ZM36 125H38V128L39 129H35V130H37V131H34L33 130V127H35ZM58 125V126H57ZM61 125V126H60ZM63 125H66L64 128H63ZM73 125V126H72ZM76 125V126H75ZM100 126L101 127V129L102 130H105L106 129V131H109V130H111V131H109L110 133H111V135H113L114 137L116 136V137H118V138H122V137H127L128 136V138H126V142L124 141H122V144H121V148L119 147L120 146V144L119 145H116L117 146V148L115 149L114 148V144H112L111 142H113V143H115V138H114V140L113 139H111V140H109L110 138H111V135H110V137H107V135L108 134H106V132H102L101 130H100V127L97 129V127L96 126ZM178 125V126H177ZM187 125V126H186ZM201 125V126H200ZM203 125V126H202ZM210 125V126H209ZM240 125L242 126L241 127V129H242V131H241V129H239L240 128ZM253 125H255V126H253ZM259 127H258V126ZM32 126V127H31ZM53 126V125H52ZM53 126V127H54ZM56 126L58 127V128H56ZM69 126H71V128H72V130L73 131H76V132H78V134H80V135H78L77 133H75V135L73 134V136H72V134H70V132L68 133V129H70L69 128ZM83 126V127H82ZM95 126V127H94ZM118 126H120V127H118ZM165 126H166V128H165ZM172 126H173V128H172ZM231 126V127H230ZM235 126V127H234ZM236 126L238 127V128H236ZM22 127V128H23ZM46 127V129H48ZM105 129H104V128ZM141 127H142V125H141ZM199 127H200V132H199ZM206 127H208V128H206ZM211 127V128H210ZM227 127V128H226ZM245 127V128H244ZM30 128H32V132H35V135L38 133L39 134V136H41V134H42V141L40 140H38V139H41L40 137H38V139L36 138V136H33L34 135V133L32 134V132L30 133V135L28 134V132L31 130ZM63 128V129H62ZM93 128V129H92ZM96 128V129H95ZM113 128V127H112ZM125 128V129H124ZM192 128H194L193 130H192ZM202 128V129H201ZM212 128H214V129H212ZM222 128V129H221ZM254 128V129H253ZM259 128V132H261V133H258V131H257V133L259 134V136H258V134L256 133H254V132H256L255 130H257ZM261 128V129H260ZM20 129V130H19ZM30 129V130H29ZM92 131H94L93 133H91L90 131L91 130ZM109 129V130H108ZM135 129V128H134ZM146 129H148V128H146ZM148 129V130H149ZM205 129V130H204ZM208 129V130H207ZM214 130L215 131V133H214V131L212 132V131H210V130ZM218 129V130H217ZM221 130V132H220V130ZM230 129V130H229ZM245 129H247L246 131H245ZM21 130L23 131V132H25V134L23 133V132H21ZM41 130H43V131H45L46 133H44L43 131H41ZM72 130L70 129V131L72 132ZM90 130V131H89ZM97 130V131H96ZM99 130L101 131L100 133H99ZM117 130H119V131H117ZM124 130H125V132H124ZM136 130V129H135ZM142 130H145V129H142ZM142 130H141V128H140V133L142 132ZM156 130V131H157ZM191 130V131H190ZM216 130H217V132H216ZM226 131V133H228V131L230 132L231 131V133H233L232 132V130L234 131V133L236 132V134L238 135V136H236L235 137V134L233 135L234 137H233V139H230V136H229V134H231V133H228V135L224 132V131ZM236 130V131H235ZM243 130H244V132H243ZM252 130L254 131V132H252ZM264 130V129H263ZM0 131H2L1 129H0ZM17 133H16V132ZM39 131H41L40 133H39ZM80 131L82 132V133H80ZM126 131H127V133H126ZM129 131V132H128ZM134 131V130H133ZM133 131H131V134H133L134 135V132ZM137 131V130H136ZM135 131V132H136ZM208 132L207 134H206V132ZM240 131H241V133L243 132L244 134H239L240 133ZM37 132V133H36ZM63 132V133H62ZM95 132L97 133L98 132V135L96 136V134H95ZM115 132H117V134L115 133ZM124 132V133H123ZM144 132H146V131H144ZM148 132V131H147ZM150 132V131H149ZM148 132V133H149ZM154 132V133H153ZM196 132V133H195ZM199 132V133H198ZM210 132V133H209ZM223 132V133H222ZM13 133H14V135H13ZM26 133L28 134V135H26ZM44 133V134H43ZM62 135H60V134ZM84 133H86V135H87V133L88 134H90L89 135V137H88V135H87V137L84 135V139L82 138V135L84 134ZM109 133V134H110ZM139 133V134H140ZM192 133V134H191ZM214 135V137H213V135ZM217 133H218V135H217ZM249 133V135H251V136H248L247 137V134ZM255 134V136H254V134ZM46 134V135H45ZM101 134V135H100ZM106 134V138L105 139H108V141H106V147L104 148V146H103V142H99V143H102V144H98L96 141H97V139H95V136H96V138H98V139H102V137L104 136V135ZM114 134H116V135H114ZM120 134V135H119ZM138 134V135H139ZM144 134V133H143ZM142 134V135H143ZM197 134H202L201 136L204 138V136H206L205 138V141L203 140V138L200 136V135H197ZM220 134H222V135H220ZM22 135H24V136H22V137H26V138H22L23 140H24V142L23 141H20V139H21V136ZM26 135V136H25ZM50 135H51V138H50ZM53 135V136H52ZM68 135H71V137L69 136V138H68ZM204 135V136H203ZM209 135V136H208ZM210 135H211V138H210ZM225 135V136H224ZM239 135H241V136H239ZM5 136V137H4ZM18 136V137H17ZM49 136V137H48ZM63 136H66V142H63L62 140H64V138H61L60 139V137H63ZM162 136V137H161ZM167 136H170V137H167ZM221 136V137H220ZM229 136V137H228ZM262 136V137H261ZM28 137H29V139H31V140H29L28 139ZM43 137H44V140H43ZM81 137V138H80ZM135 137V138H136ZM164 137V138H163ZM166 137V138H165ZM216 137V138H215ZM217 137H218V139H219V137H220V140H217ZM223 137V138H222ZM228 137V138H227ZM241 137V138H240ZM243 137V138H242ZM246 137V138H245ZM259 137V138H258ZM59 139V141H58V139ZM71 138V139H70ZM75 138V139H74ZM94 140H96L95 142L97 143V145L99 146V148H100V145H102L103 147V150L102 149H97V147L98 146H95L96 144H95V142H93V145H94V148L92 149V151L91 152H89V150H91L90 148H92L91 146H93L92 145V143H89L90 141L92 142V140L93 139ZM113 138V137H112ZM118 138H116L117 140H119ZM138 138V137H137ZM142 138V137H141ZM144 138V137H143ZM149 140H151V141H149ZM159 139L158 141H155L156 139ZM209 138V139H208ZM215 138V139H214ZM238 138H239V140L241 141H238ZM247 138H249V139H247ZM253 140H252V139ZM261 138V139H260ZM21 139V140H22ZM27 141H26V140ZM69 139H70V141H69ZM81 139V140H80ZM105 139H104V141H105ZM128 139L129 140H131V141H128ZM161 139L163 140V143L162 142H160L161 141ZM201 139H202V141H201ZM235 139H237V140H235ZM244 141H243V140ZM246 139H247V141H246ZM15 140V141H14ZM54 140V141H53ZM57 140V141H56ZM76 140V141H75ZM78 140V141H77ZM93 140V141H94ZM122 139H120V141H121ZM124 140V139H123ZM143 140V139H142ZM216 140V141H215ZM221 140H223V141H221ZM224 140H225V142H224ZM249 140V141H248ZM60 141H62L63 142V145H62V142H60ZM84 141V142H83ZM128 141V142H127ZM149 143H148V142ZM212 141V142H211ZM215 143H214V142ZM220 141V142H219ZM231 142V143H229L230 145H232V147L233 148H235V150H236V152H235V150L234 149H232V147L231 146H229V144H228V147H230V150L231 151H233V155H230V154H232L231 153V151H229V149H228V151H229V153L230 154H228L226 151H227V149L225 148V146H226V142ZM244 143H246L244 146H242L243 144V142ZM259 141V142H258ZM20 142V143H19ZM23 142V143H22ZM26 142V144H27V147L26 146H24V143ZM29 142V143H28ZM46 142V143H45ZM54 142V143H53ZM60 142V144L58 145V146H60V145H62L63 147H64V150H65V145H66V147L68 146L69 147V143H71V147H70V149H67L66 148V150H65V152H64V150H63V148H62V146L60 147L61 148V151H59L60 150V148L59 147H57V144ZM79 142H81L80 144H79ZM130 142H132V144H134L135 145V149L137 150V153H138V151H140L138 154H140L141 152H143V150H146L148 153H149V155H148V153H146V151H144V153H142V154H140L141 156H142V158H141V156H139L137 153H136V150H135V152L134 153H132L130 156H129V154L131 153V152H133V150L130 148V147H132V146H130L129 148L131 149V150H129L128 149V147L127 146H129V144L128 143H130ZM208 142H209V144H208ZM224 142V144H222ZM236 144H234V143ZM239 142V143H238ZM21 143H22V145H21ZM31 143V144H30ZM40 143V144H39ZM48 143H50V144H48ZM66 143V144H65ZM88 143V144H87ZM116 143H118V141H116ZM115 143V144H116ZM120 143V142H119ZM123 143H125V144H127V146H124L123 145ZM142 143H143V141H142ZM153 145H152V144ZM208 145H207V144ZM212 143V144H211ZM241 143V144H240ZM258 143H260L259 145H258ZM38 144V145H37ZM41 144H43V145H41ZM45 144L47 145V146H49L48 147V149L46 148L47 146H45ZM109 144H110V147H111V149L109 150ZM111 144H112V146H111ZM132 144H130V145H132ZM148 144H149V146H148ZM150 144H151V147H150ZM9 145V146H8ZM89 147V150H88V147ZM105 145V144H104ZM154 145H157V146H159L160 145V147H158L157 148V146H156V148L155 147H153ZM210 145V146H209ZM224 145V146H223ZM261 145V146H260ZM22 146V147H21ZM42 146H45V150L43 149V147ZM56 146V147H55ZM74 146V147H73ZM81 146V147H80ZM141 146V147H140ZM223 146V147H222ZM239 146V147H238ZM33 147V148H32ZM140 147V148H139ZM148 147H149V149H150V152L148 151L149 149H148ZM221 147L222 148H225L226 149V151H225V149H221ZM23 148V149H22ZM80 148V149H79ZM108 148V149H107ZM120 148V149H119ZM123 148V149H122ZM128 150H127V149ZM144 148V149H143ZM153 148H155L154 149V152H153ZM20 149H22V150H20ZM31 149V150H30ZM42 149V150H41ZM54 149L56 150L55 151V153L53 154V153H51V152H54ZM85 149V150H84ZM106 149V150H105ZM113 149V151H111ZM125 149V150H124ZM139 149V150H138ZM140 149H143L142 151L140 150ZM148 149V150H147ZM239 149V150H238ZM28 150H29V152H31L30 154H29V152H28ZM40 150V151H39ZM69 150H71V152H69ZM98 150V151H97ZM100 150L101 151H103V152H100ZM117 151V152H114V151ZM121 152H120V151ZM167 150H168V152H167ZM216 150V151H215ZM238 150V151H237ZM241 150V151H240ZM26 151L28 152V153H26ZM45 151V152H44ZM49 151H51V152H49ZM82 151H84L85 152V154H86V156L84 155V152H82ZM88 151V152H87ZM108 151V152H107ZM109 151H111V153L109 152ZM129 151H130V153H129ZM189 151V152H188ZM60 152V153H59ZM61 152L64 154H61ZM67 152V153H66ZM96 152V153H95ZM105 152V153H104ZM152 152V153H151ZM224 152H226V153H224ZM35 153H38V155L37 154H35ZM88 153H90L91 154V156H93L94 158L97 156V159H99V160H95L94 162H93V160H92V158H90L91 160H92V163L91 164H89L90 163V161H88L89 159H87L86 160V157H87V155H88ZM99 153V154H98ZM108 153H110V154H108ZM115 153H117V154H124V156H121L120 157V160L122 161V159L121 158H125V161H124V158H123V161L125 162L124 164H123V161L122 162H120V160H118L119 159V157L117 158L116 157V159H114L113 158V154H114V156H115ZM129 153V154H128ZM240 153H241V155H240ZM29 154V155H28ZM79 154H83L84 156H85V162H83L84 161V159L82 158V159H78L79 158V156H82V155H79ZM96 156H95V155ZM129 156H127V155ZM159 156H158V155ZM167 154V155H166ZM209 154V155H208ZM223 154H224V157L222 158V156H223ZM31 155V156H30ZM36 155H37V157H36ZM46 155H48V156H50L49 158H48V161H51V163L52 162H58V163H48V162H46ZM53 155H54V157H53ZM55 155H56V157H55ZM58 155H60L59 156V158H58ZM103 155V156H102ZM106 155H109V156H106ZM145 155H147V157L145 156ZM163 155V156H162ZM170 155H173V159H174V161L173 162H171L172 161V156H170ZM227 155V156H226ZM33 156H35L34 157V159H32L33 158ZM38 156H39V158H38ZM47 156V157H48ZM69 156H71V157H69ZM89 156V155H88ZM106 157V163L107 162H109V160L107 161V159H111V158H113L115 161H113L112 159V161H110L109 163H107V165H110V167L109 166H106V164L104 165V163H105V159H103V157ZM112 156V157H111ZM125 156H127V158L125 157ZM226 156V157H225ZM234 156V157H233ZM99 157H101V158H99ZM108 157H110V158H108ZM130 157H131V159H132V161H131V159H130ZM133 157V158H132ZM163 158V160H161L162 158ZM169 157V158H168ZM228 157V158H227ZM40 160H38V159ZM57 158V159H56ZM81 158V157H80ZM140 160H139V159ZM150 158V159H149ZM207 158V159H206ZM226 159V160H223V159ZM230 158H232V159H230ZM29 159V160H28ZM50 159V160H49ZM100 159H102L101 161H100ZM133 159H135V160H137L138 161V163H140V164H138L136 161H134ZM156 159V160H155ZM165 159V160H164ZM170 159V160H169ZM187 159V160H186ZM228 159V160H227ZM21 160V161H20ZM26 160V161H25ZM31 160V161H30ZM38 160V162L36 163V161ZM54 160V161H53ZM73 160V161H72ZM74 160H76V161H74ZM81 161L82 160V163L81 164H83V168H86L88 165H89V167H90V165H92L93 163H95L96 162V164H98L97 166H96V164H94L93 165V168L92 169H90L89 167H88V170H86V171H88L89 172V174H87L88 172H86L85 174H86V176L85 175H83L82 176V179H81V173L79 172V170L77 169V168H75V167H79L80 166V163L78 162V161ZM120 162V164H118V163H115V162ZM169 160V161H168ZM178 161V162H176V161ZM221 160H222V162H224L223 164H222V162H221ZM62 161V162H61ZM72 161V162H71ZM89 162L88 164H87V162ZM153 163H152V162ZM157 161H158V163H157ZM163 161V162H162ZM187 161H189V162H191V163H189V162H187ZM220 163H219V162ZM230 161V162H229ZM21 162H23V163H21ZM101 162H102V165H100L101 164ZM116 164L115 166H114V163ZM150 162V163H149ZM174 162H175V164H176V167H175V164H174ZM182 162V163H181ZM232 162V163H231ZM47 163V164H46ZM63 163V164H62ZM71 163V164H70ZM73 163V164H72ZM85 163H86V165H85ZM112 163V164H111ZM138 165H137V164ZM155 163H156V166H155ZM161 163V164H160ZM173 163V164H172ZM228 163V164H227ZM38 164V165H37ZM48 164H49V168H47L48 167ZM51 164V165H50ZM55 164V166H53V168H52V165H54ZM58 164V165H57ZM128 164V165H127ZM129 164H131L132 166L130 167V165ZM133 164H135V166L133 165ZM145 164V165H144ZM152 164H153V167H152ZM190 164V165H189ZM230 164V165H229ZM66 165V166H65ZM72 165V166H71ZM120 165H122L121 167H120ZM125 165V166H124ZM127 165V166H126ZM164 165V166H163ZM166 165V166H165ZM171 165V166H170ZM175 167V169H174V167ZM43 166H45L43 169H45V170H42V168H41V170L42 171H40L39 170V167H43ZM60 166V167H59ZM74 166V167H73ZM100 166H101V169H103V170H100V171H102V172H100L98 169L100 168ZM103 166V167H102ZM159 166V167H158ZM190 166V167H189ZM223 166V167H222ZM52 168V170L55 168V170L52 172H50L49 171V169H51ZM58 169H57V168ZM81 167H82V165H81ZM80 167V168H81ZM105 167V168H104ZM125 167H126V169L128 168H130V173L129 172H127L126 171V169H125ZM135 167V168H134ZM139 167V168H138ZM149 167L150 168H153L154 170H152V169H149ZM169 167V168H168ZM173 167V168H172ZM95 168H97V169H95ZM47 169V170H46ZM57 169V170H56ZM78 170V171H76V170ZM87 169V168H86ZM105 169H108V170H110L112 173H110V171H108L109 173H107L106 171H105ZM123 169H125V170H123ZM138 169V170H137ZM149 169V170H148ZM170 169V170H169ZM73 170V171H72ZM82 170V169H81ZM80 170V171H81ZM85 170V169H84ZM93 170H97V172H99V173H102V175L100 174V176H98L99 175V173L97 174V172H96V176H94L95 175V172H93ZM116 172H115V171ZM117 170H119V171H117ZM123 170V171H122ZM163 170H164V173H163ZM172 170V171H171ZM182 170V171H181ZM124 171H126L127 173H129V175L127 174H122V173H124ZM129 171V170H128ZM131 171L133 172V174L131 175ZM137 171V172H136ZM167 171V172H166ZM168 171H171V173L170 172H168ZM85 172V171H84ZM93 172V173H92ZM104 172V173H103ZM125 172V173H126ZM158 172H159V174H158ZM189 172H191V174H192V176L190 175V173ZM77 173H79V174H77ZM114 173V174H113ZM117 173H119V174H117ZM154 173V174H153ZM167 173H170V175H172V177H173V179L171 178V176L169 175V174H167ZM199 173H201V174H199ZM72 174H74V175H72ZM81 174V175H80ZM94 174V175H93ZM117 174V176H115ZM136 174V175H135ZM167 174V175H166ZM198 174V175H197ZM71 175H72V177H71ZM88 175H90V176H92V182H89V181H91L90 179L88 180ZM106 175H107V178H106ZM123 175V176H122ZM126 175V176H125ZM139 175V176H138ZM186 175H188V176H186ZM197 177H196V176ZM73 176H74V178H73ZM79 178H78V177ZM85 176V177H84ZM114 176V177H113ZM170 176V177H169ZM175 176V177H174ZM183 176V177H182ZM199 176V177H198ZM84 177V178H83ZM94 177H95V181L93 180L94 179ZM100 177V178H99ZM109 177H110V179H109ZM147 177V178H146ZM152 177V178H151ZM157 177V178H156ZM159 177V178H158ZM165 177V178H164ZM86 178V179H85ZM97 178H99V179H97ZM122 178H124V180L122 179ZM162 179L160 182H157V181H159L158 179ZM164 178V179H163ZM170 178V179H169ZM189 178V179H188ZM191 178V179H190ZM194 178V179H193ZM260 178V179H259ZM81 179V180H80ZM84 179V180H83ZM106 179V180H105ZM145 179V180H144ZM150 179H151V182H150ZM169 179V180H168ZM175 179V180H174ZM182 179V180H181ZM187 179H188V181H187ZM85 180H87V181H85ZM109 180V181H108ZM148 180H149V182H148ZM166 180V181H165ZM172 180V181H171ZM192 180V181H191ZM85 181V182H84ZM144 181V182H143ZM164 181V182H163ZM169 181V182H168ZM82 182H84V183H82ZM94 182V183H93ZM95 182H96V184H95ZM108 184H107V183ZM139 182H141V183H139ZM146 182V183H145ZM72 183H74V184H72ZM80 183V184H79ZM82 183V184H81ZM117 183V184H116ZM120 183V184H119ZM165 183V184H166ZM94 184V185H93ZM134 186H133V185ZM147 184V185H146ZM161 184V185H162ZM164 184V185H165ZM167 184H166V186H167ZM168 184V185H169ZM194 184V185H193ZM94 187H93V186ZM117 185H119L118 187H117V189H116V187L115 186H117ZM121 185H122V188H121ZM142 185V186H141ZM233 185V186H232ZM237 186V188H236V186ZM135 187L136 186V188H133V187ZM230 186H232V187H235L233 190H230V191H226V188H230ZM92 187V188H91ZM104 187H106V188H104ZM108 187V188H107ZM145 187V188H144ZM231 187V188H232ZM255 187H257L256 189H255ZM85 189V190H83V189ZM102 188V189H101ZM113 188H115V189H113ZM121 188V189H120ZM147 188V189H146ZM194 188V189H195ZM261 188V187H260ZM110 189L112 190V192L110 191ZM130 189H131V191H132V193L131 192H129L130 191ZM134 189V190H133ZM191 189V190H192ZM253 189V190H252ZM95 190V191H94ZM104 190V191H103ZM107 190V191H106ZM115 190V191H114ZM141 190V191H140ZM142 190H144V191H142ZM262 190H263V192H262ZM116 191H117V193H116ZM121 191V192H120ZM134 191V192H133ZM224 191L225 192H227V193H225V194H223L224 193ZM254 191V192H253ZM90 192V193H89ZM91 192H92V194L94 195V193H95V197H93V195H90L91 194ZM98 192V193H97ZM114 193V194H112V195H109V194H111V193ZM143 192L145 193L144 195H141V194H143ZM89 193V194H88ZM116 193V194H115ZM123 193V194H122ZM134 193V194H133ZM138 193V194H137ZM141 193V194H140ZM152 193V192H151ZM155 193V192H154ZM197 193H199V195L200 196H197L198 194ZM88 194V195H87ZM101 194V195H100ZM121 194V195H120ZM132 194V195H131ZM100 197H99V196ZM106 195V196H105ZM113 195H116V196H114V197H112ZM135 195V196H134ZM139 195L141 196V197H139ZM147 197H146V196ZM150 195L151 194H149V197H150ZM155 194H153L152 196H154ZM195 195V196H194ZM108 197V198H107ZM118 197V198H117ZM121 197V198H120ZM131 197V198H130ZM195 197V198H194ZM87 198V199H86ZM98 198V199H97ZM103 198H104V200H103ZM109 198H113V199H109ZM138 198H140V199H138ZM91 199H92V201H91ZM94 200V201H93ZM260 200V201H259ZM120 201V202H119ZM123 201V202H122ZM133 201V202H132ZM96 203L100 206H102L101 207V210H100V208L98 207V206H96ZM142 203H145V201L144 202H142ZM141 203V204H142ZM118 204H119V207H117L118 206ZM250 204V205H249ZM107 205V206H106ZM254 205H255V207H254ZM104 206V207H103ZM137 206V207H136ZM98 207V209L99 210H97L96 208ZM109 207V208H108ZM115 207H116V209H115ZM124 208L125 210H123V209H121V208ZM128 207V208H127ZM107 210H109V213L105 210V209ZM134 208V209H133ZM137 208V209H136ZM104 211H103V210ZM119 209V210H118ZM131 209L134 211L133 212V215H129V214H125L124 216L125 217H127V218H125L124 216L123 217H121V215L123 214L122 212H129V213H131L132 211H131ZM123 210V211H122ZM129 210V211H128ZM106 211V212H105ZM121 211V212H120ZM232 212V213H231ZM230 213H231V215H230ZM234 213V214H233ZM253 213V214H252ZM121 214V215H120ZM218 214V215H217ZM239 214V215H238ZM116 215L118 216V215H120V218H118V217H116ZM128 215V216H127ZM233 215V216H232ZM243 215V216H242ZM245 215V216H244ZM107 216V217H106ZM109 216V217H108ZM130 216V217H129ZM134 216V217H133ZM218 216V217H217ZM215 217H217V218H215ZM243 217H244V219H243ZM118 218V219H117ZM226 218V219H225ZM102 219V220H101ZM104 219V220H103ZM106 219V220H105ZM213 219V220H212ZM235 219V221H234V223H232L233 222V220ZM116 220H118V223L116 222ZM128 220V221H127ZM132 220V221H131ZM114 221V222H113ZM123 221H126V222H123ZM251 221V222H250ZM120 222V223H119ZM130 222V223H129ZM134 222V223H133ZM109 223H111V225L109 224ZM123 223V224H122ZM184 223H185V225H184ZM258 223H259V225H258ZM116 224H119V225H117V226H115ZM121 224V225H120ZM127 224V226L129 225V227H126L125 225ZM196 224V225H195ZM230 224H231V226H230ZM240 224V225H239ZM254 224V225H253ZM261 224V225H260ZM122 225H123V227H122ZM181 225H179V226H181ZM233 225V226H232ZM235 225H237V226H235ZM115 226V227H114ZM119 226V227H118ZM194 226V227H193ZM198 226V228H196ZM242 226H244L245 227V229H244V232H243V230H242ZM112 227L113 228H115V229H112ZM125 227V228H124ZM204 227V226H203ZM234 227V228H233ZM121 228V229H120ZM123 228H124V231H122L123 230ZM128 228V229H127ZM101 229V230H100ZM175 229V227H173V230ZM223 229V230H222ZM24 230L26 231L25 232V234H24ZM103 230H105V231H103ZM127 230V231H126ZM223 232H222V231ZM240 230L242 231L241 233H240ZM116 231V232H115ZM258 231V232H257ZM18 232H20V233H18ZM101 234H100V233ZM104 233V236H101V235H103V233ZM125 233L124 234V236H122L123 234L122 233ZM131 232V233H130ZM11 234V235H9V234ZM13 233V234H12ZM118 233V234H117ZM130 233V234H129ZM14 234H16V235H14ZM24 234V235H23ZM108 234V235H107ZM174 234V233H173ZM235 234V240L233 239V235ZM238 234V235H237ZM242 234H243V236H242ZM131 235V236H130ZM134 235V234H133ZM230 235H232L231 237H230ZM240 235V236H239ZM5 236H6V239H5ZM15 236V237H14ZM122 236V237H121ZM239 238H238V237ZM242 236V237H241ZM3 237V238H2ZM7 237L9 238V239H7ZM14 237V238H13ZM103 237V238H102ZM109 238V239H108ZM134 238V237H133ZM237 238L239 239V243H240V245L238 244L237 245V243H238V241H236L237 240ZM61 240V242H59V241H56V242H54V243H51V244H48V245H45V244H43V242L45 241H48V240ZM4 240V243L2 244V242L1 241H3ZM9 240V241H8ZM97 240V241H98ZM109 240V241H108ZM229 240V241H228ZM231 240V241H230ZM234 242H233V241ZM93 241H95V240H93ZM42 242V243H41ZM250 242V243H249ZM96 243H98V242H96ZM242 243V244H241ZM6 245V247H8V248H10V249H12L11 250V252H8V250L6 251V249L4 248V246ZM85 244L87 245V246H85ZM106 244V245H107ZM92 245H94V243L92 244ZM137 246H138V251H140V252H142L143 251V249H142V245H140L139 243L138 244H136ZM3 246V247H2ZM233 246V247H232ZM14 247V248H13ZM259 247H260V249H259ZM4 248V249H3ZM89 248V247H88ZM137 248V247H136ZM242 248H244V249H242ZM246 248V249H245ZM58 249V250H57ZM223 248H221L220 247V250H222ZM68 250H71V249H68ZM254 250V251H253ZM42 251V252H41ZM60 251V252H61ZM246 251V252H245ZM253 251V252H252ZM256 251V252H255ZM40 252V253H39ZM139 252V253H140ZM239 252V253H238ZM263 252V253H262ZM47 254V253H49L50 255L48 256V255H44L43 257L41 256V257H37V254ZM125 253V254H124ZM143 253V252H142ZM140 254L135 260L137 261L136 262V264H145L146 263V261H148L147 260V258H145V254L143 255V254ZM245 253V254H244ZM239 254V255H238ZM244 254V256H242ZM254 254L256 255V257L254 256ZM7 255H9L8 257H7ZM46 256V257H45ZM261 256V257H260ZM37 257V258H36ZM251 257V258H250ZM134 258V259H133ZM249 261H248V260ZM145 260V261H144ZM119 263V264H120ZM146 264H148V263H146Z\"/></svg>",
	"mask_w": 264,
	"mask_h": 264
},
{
	"label": "bare ground",
	"instance_id": "6f19581e",
	"mask_svg": "<svg viewBox=\"0 0 264 264\" xmlns=\"http://www.w3.org/2000/svg\"><path fill=\"white\" fill-rule=\"evenodd\" d=\"M4 1V4H6V2L7 1H9V0H3ZM2 0H0V5L2 4V2H3ZM23 1H25V0H23ZM32 1V2H31ZM30 1V4L31 5H36L35 6V8H37V10H38V8L40 7V9H39V12H40V17L38 18V17H35V16H33V14H35L36 15V12L35 13H33L32 12V10H31V12L33 13V14H30V12H29V14L28 13H26V12H28V11H26V10H24L25 8H26V6L27 7H29V9L28 8H26L27 10H30V8H31V5L30 4H28V2H27V4L29 5H26V2H25V4H23L24 2H21V0L19 1V0H17V1H15V0H13L12 2H7V7H6V10L3 8V6H4V4H2L1 6H2V9H3V12L4 11H7V14H11V12H12V15H10V16H12L11 17V19H13L11 22H15V23H13V27H11V28H13V29H10V31L8 30V29H6V27H5V29L7 30H4V24H8V23H3V29H1L0 28V30L2 31H5V32H8L9 31V33L11 32V31H14L16 28L14 27V26H16V23H18L17 24V29H18V31H17V29H16V32H15V34H17V32H18V34H17V40H19V41H21V39H26L25 41H29V42H27L28 43V45L29 46H33V50H34V53H30V55L31 56H33V54H34V57L36 58V61L38 62V61H40L39 63V65H43V67H41L42 68V71H41V69H40V71H38L39 69L38 68H35V67H37L35 64H33L35 67L33 68V69H29L30 68V66L32 65V64H29L30 66H29V68L27 67V66H25V67H18V65H15L14 64V61H16V60H14L13 59V57L15 56H13L12 57V59L14 60H11L10 59V57H9V59H10V61H13L12 63L9 61V59L7 60L6 58H8V57H6L5 55V57L6 58H4V56H1L2 57V59L4 58L5 60V64L7 65V67H8V69L7 70H9V69H11V70H9V71H7V70H4V71H6V72H9V73H11L10 71H12L13 70V72H14V69H15V72L13 73V74H11V75H13V77L12 78H14V75H15V73H17V71H18V69H21V70H19L18 71V74L21 72V74H20V76H18V74H17V76H18V78H15L16 80L17 79H20L19 77H22V78H25V77H27V78H25L24 80V82L22 81L21 83H20V86L19 85H17V84H19V80H18V83L16 82V81H14L15 79H13V81L11 82V83H14L13 85H16L15 87H17L18 86V90L16 91L15 89V87H10V89H8V87H9V85L10 86H13V85H11L10 84V82H9V84H8V86H7V84H5L4 83V80L2 81L1 80V78H3V74H4V71L2 72V69H4L5 67H6V65L4 64V63H1L3 60L1 59V57H0V65H2V66H0L2 69L0 70V73H2L0 76V82L2 81L5 85H6V87H4V86H2V87H4L5 88V92L7 93V95H5L4 94V92H3V89H2V91L0 92V94L2 93V95H0V97L4 100V98H5V96L7 97L9 94H10V97H12L11 96V94L12 93H14V94H22V96H24V98H26V96L27 95H25V93L26 94H28V90H32V91H34V92H32L33 93V95H34V97L36 98V99H38L39 98V100H37V102L39 101V102H41V100H44V98H45V96H48L49 95V93H50V95L53 93V92H57V93H60V91H62V89L61 90H57V88H55V87H57V85L59 84V86L60 85H62V87L60 86V88H63V86H64V88L66 89L67 88V90H72V92H74V91H76V84H74V83H76V82H78V81H80L81 80V82H82V80L84 79V78H81V77H86L87 78V80L86 81H88V83H89V85H88V87H86V90L87 89H89L87 92H89V91H91V92H93L95 95H97V96H99V98L96 96V98H98L97 100H98V102H99V105L97 104L96 105V103H98V102H95V101H97V100H95L94 102H93V100H94V98H95V95L93 94V93H91V94H93L94 96H92V99H91V96H90V99L88 98L89 97V95H91L90 94V92H89V95L87 96V94H86V96H87V98H88V103H90V104H92V102L94 103V104H92V106L93 107H95L94 109H96L97 107L99 108V110H100V108H102V107H104V105L105 104H103V100H102V102L100 101L101 99H103V98H106V99H104V101L105 100H107V99H109L110 98V100H112L113 98H111V97H114L115 95H116V98L119 96V98L121 99L122 98V100L123 101H125V103H126V105H127V109H126V111L127 112H125V113H128V110H133L134 111V114L132 113V115H131V113H130V115L133 117V118H135V116H136V114H138L139 113V110H138V113H136L137 112V110L135 109V108H137L142 102H144V103H142L144 106V108L143 107H141V105H140V107L139 108H142L141 110H143V109H145L146 108V105H151V104H156V101H157V105L159 106H157V107H153L152 109L155 111V108H157L156 109V111H155V113H156V115H155V113H151L150 114V116H148L147 117V115H149V114H147V115H145L144 117H146V118H143V114H142V117L141 118H143V119H141V118H139L141 121H140V127L139 128H137V125H136V122H137V118H136V122H133V121H130L129 122V124H131V122H133L134 124H135V126L134 125H132L134 128H133V130H131V131H133L134 132V135L133 134H131V131H130V133H129V135L128 136H131L130 138H132V137H134L135 135H137V137L135 138L134 137V140H132V142H136L137 141V139H139L138 141L140 142H136L135 143V145L137 144L138 145V143L141 145V144H143V147H145V143H146V137H147V134H149V135H151L150 133H151V131H153L154 129H158V127H160L159 125L161 124L160 122H163L162 120L159 122V120H160V118L162 117V115H163V117L161 118V119H164L165 120V122L167 123V121H166V119L165 118H168L169 119V117H167L168 116V114L170 113L169 111H171V112H173V114L175 113H177L179 110H181L182 109V106L183 105H185V107L183 108V109H185L184 111L183 110H181V111H183V112H185V114H187V116L190 114L189 113V111H188V108L187 107H189L188 106V104H187V100L185 101L184 99H181V100H179V97H176V100H172V102H171V104H173V106L171 105L170 107L168 106V102L171 100L170 99V97H172L173 98V96H171V95H169V93H171V86L173 87V85L174 84H176V83H181L183 80H186L187 78V75L189 74V75H191V76H194V78H202L203 80L201 81L200 79L198 80H196L195 79V83H193L192 82V80L194 79L193 77H191V76H188V78L190 79V83L192 84V88H194L195 90H197L198 89V87H199V85H200V89H198V90H202L201 88L203 87V89H205L206 90V87L208 86V88H207V90L205 91L204 90V92H208L209 91V89H213V88H215V86L213 87V85H212V87H209V86H211V84L214 82V81H216V82H214L213 84L215 85V83L217 84V87H216V89L217 90H215V89H213V90H215V92L216 91H218L219 89V91L220 92H222V93H225L224 94V97L226 96V94H227V98H228V95H229V97L231 96V98H233V96H234V98H236L237 97V99H235L236 101L238 100V103L239 102H241V98H243V102H242V105H243V107H244V105L245 106H248V105H250L249 104V102L251 101V102H253V98H251V94L249 95V93L252 91V90H254V87H256V89L254 90V91H256V92H254V95L256 94V95H258V99L259 100H261V98H262V100H261V104H264V95H263V92L264 91H262L261 90V88L264 90V86L262 85V87H259L260 89H258L257 88V86H259L261 83L262 84H264V82H262L264 79V0H250L251 1V4H250V2H246V4H245V6H252V9H248V8H246V7H242L244 4V2L245 1H247V0H238V2H239V4H238V2H237V0H64V4H65V6H60L61 5V2L63 1V0H37V3H33V0H31ZM36 1V0H35ZM15 2V3H14ZM52 2V4L51 5H54L53 7H51V5H50V3ZM20 3H21V5H20ZM58 3H60V4H58ZM243 5H242V4ZM11 4H13V5H18L17 7H15L14 9H13V5H10ZM58 4V5H57ZM242 6H241V5ZM250 4V5H249ZM19 5H20V7L22 8V7H24V9H23V11L22 12H20V13H18L19 11H21L20 9H19ZM49 5H50V8H52L51 10H49V9H46L45 10V8H49ZM236 5V6H235ZM241 7H240V6ZM64 7V8H63ZM1 8V7H0ZM19 9L18 10V12L17 11H15L16 9ZM1 9V10H2ZM11 9H13V10H11ZM41 9H42V11H41ZM47 10H49V12L47 11ZM11 11V12H10ZM10 12V13H9ZM16 12L18 13L17 15L19 16H17L16 15V17H17V20H15L16 18L13 16V14L15 15L16 14ZM24 12L26 13V14H24ZM38 12V13H39ZM21 13L22 14H24L23 16L24 17H22V15H21ZM38 13H37V15H38ZM146 13V14H145ZM148 13V14H147ZM6 14V15H7ZM20 14V15H19ZM27 15L29 16V15H32V16H30V18L31 17H34L32 20L30 19V18H27ZM36 15V16H37ZM3 16H5V15H3ZM23 18H21V17ZM26 16V17H25ZM1 17V16H0ZM166 17V18H165ZM169 19H168V18ZM19 18V19H18ZM21 18V19H20ZM25 18H27L26 19V21H27V23H29V25L30 26H27V24H26V22H25ZM36 18V19H35ZM4 20H2V22L3 21H5V18H3ZM6 19H8V17L6 18ZM10 19V18H9ZM23 21V24H24V26H23V30H24V27H25V25H26V29H31L32 30V32H31V30H30V32H29V35H30V37L29 38H25V37H28V35H26V33H28V32H24L23 33V30L21 29V27L20 26H22V21ZM34 20H36V22L37 23H40L41 21L42 22H44L45 23V28L47 27V26H51V29H52V31L53 30H55V31H57V32H52V31H50V32H52V33H50L51 35H47L46 34V36H44L45 35V33L46 32H48L47 30H43V29H45V28H39L38 26H42V24L40 23V25H38L37 23H36V25L33 23L34 22ZM51 20V21H50ZM245 20H247L248 22H246ZM21 21V23L19 24V22ZM1 22V21H0ZM7 22H8V20H7ZM32 22V23H31ZM225 25L226 24V27L224 26H222V25ZM44 25V24H43ZM1 26V27H2ZM10 26V25H9ZM7 27H8V25H7ZM20 27V28H19ZM228 27V29H226ZM9 28V27H8ZM15 28V29H14ZM48 28V27H47ZM46 28V29H47ZM20 29V30H19ZM2 31V32H3ZM25 31H27V30H25ZM21 32V33H20ZM22 35V37L24 36V34L26 35L25 37H20L21 35ZM49 33V32H48ZM56 34L54 37H51L53 34ZM13 33L11 32V34L10 35H12ZM34 34V35H33ZM61 34V35H60ZM20 35V36H19ZM58 35H60V37L62 36V37H64V39H62V38H60ZM3 36V35H2ZM0 36V38L2 39L3 37H5V36ZM14 36V35H13ZM16 36V35H15ZM19 36V37H18ZM49 36V37H48ZM7 37H9V35H6V37L5 38H7ZM43 37V38H42ZM46 37H48V38H46ZM53 39L54 38V40H53V42H52V40H51V38ZM55 37L57 38V39H55ZM5 38H4V40H5ZM12 39L14 38V37H11ZM10 38V39H11ZM45 38V39H44ZM7 39H9V38H7ZM11 39V41H7V40H5V41H3V39L0 41V45L2 46V45H4L5 47L8 45V44H11V45H13V46H15V44L13 43V42H16V44H17V40H12ZM14 39H16V38H14ZM29 39V40H28ZM49 39V40H48ZM62 39V40H61ZM32 40H34V41H37L38 40V42H34V43H36V44H34L33 42H31L30 43V41H32ZM41 40V41H40ZM43 40H44V42L46 43H42L43 42ZM56 40V41H55ZM58 40L60 41V42H58ZM6 41H7V43H6ZM13 41V42H12ZM23 42H24V40H22ZM21 41V42H22ZM49 42L48 44H47V42ZM55 41V42H54ZM64 41V42H63ZM9 42V43H8ZM22 42V43H23ZM57 42H58V44H57ZM62 42V43H61ZM262 42V44H260ZM27 43L25 44V42L23 43V44H25L26 46H27ZM40 43H42L41 45H40ZM22 44V45H23ZM32 44H34V45H32ZM40 46H39V45ZM44 44V45H43ZM20 45V44H19ZM21 45V46H22ZM10 46V45H9ZM25 46V47H26ZM44 46V47H43ZM48 46V47H47ZM3 47V46H2ZM8 47V46H7ZM7 47H6V49H7ZM11 47V46H10ZM24 47V48H25ZM42 47H43V49H42ZM4 48V47H3ZM12 48V47H11ZM16 48H18V47H16ZM23 48V47H22ZM32 48V47H31ZM37 48H41L42 49V52H43V54H45L44 56H43V54L40 52V50L39 49H37ZM44 48H45V50L47 49L48 51H44ZM49 48V49H48ZM6 49H4V50H6ZM15 49V48H14ZM20 49V47L18 48V50ZM3 50V49H2ZM13 50V49H12ZM11 50V51H12ZM21 50V49H20ZM19 50V51H20ZM32 50V51H33ZM35 50H36V52H35ZM8 51V53H9V51L10 50H7ZM15 51V50H14ZM13 51V52H14ZM17 51V50H16ZM50 51V52H49ZM13 52H11V53H13ZM22 52H24L23 50H22ZM40 52L41 54H42V58L40 57V59H38V53ZM45 52V53H44ZM49 52V53H48ZM18 53V52H17ZM20 53V52H19ZM25 53V52H24ZM27 53H29V52H27ZM46 53H48V54H46ZM14 54V53H13ZM12 54V55H13ZM23 54V53H22ZM38 54V55H37ZM10 55V54H9ZM24 55V54H23ZM25 55H27V54H25ZM37 55V56H36ZM48 55V56H47ZM19 56V55H18ZM31 56L29 57L28 55H27V61H30V62H32L33 60H32V58H31ZM48 57L47 59H46V57ZM16 57V56H15ZM14 57V58H15ZM20 57H21V54H20ZM144 57H146V58H144ZM18 58V57H17ZM23 58H24V56H23ZM31 58V59H30ZM142 58H144L143 60H146L145 61V63H143V68H142V66H139L140 64L142 65ZM30 59V60H29ZM18 60V59H17ZM32 60V61H31ZM47 60V61H46ZM3 61V62H4ZM49 61V62H48ZM65 61V62H64ZM19 62H21V60H19ZM23 62V61H22ZM33 62H35V59H34V61ZM43 62V63H42ZM47 64H46V63ZM16 64H18L17 63V61L15 62ZM29 63V62H28ZM36 63V62H35ZM21 65V64H20ZM19 65V66H20ZM28 65V64H27ZM33 65H32V67H33ZM38 65V66H39ZM45 65H48V66H46V67H48V68H50V69H48V68H46L45 67ZM9 66H11V67H9ZM6 67V68H7ZM45 67V68H44ZM65 67V68H64ZM16 69H17V71H16ZM28 71V74H27V76H23V74L25 75V73H27L26 72V70ZM38 69V70H37ZM47 69V70H46ZM23 70V71H22ZM25 70V71H24ZM32 70H34V71H32ZM45 70V72H43ZM49 70V71H48ZM52 70V74H50V76L48 77V78H50L51 80H56L55 78L58 76V81L59 80H64L65 78H66V82H67V80L68 81H70V84L69 83H67V84H62V83H64V81H54V82H52V83H50L51 82V80L49 81V79L48 78H46L48 81H49V83L51 84V86H53V87H51L50 86V84H48L47 82V84H46V87H42L44 84H42V86L41 85H39V83L38 82H40L41 80H42V78H45V75H46V73L48 72V73H50V71ZM64 70V71H63ZM145 70V71H144ZM55 71V72H54ZM220 71H221V73H222V75H221V73H220ZM5 72V74L4 75H7V73ZM43 72V73H42ZM62 72H63V75H61L62 74ZM66 72V75H64V73ZM223 72H224V74H226V76H228V77H226V76H224V74H223ZM36 73V74H35ZM41 73H42V75L43 74H45L43 77L41 76ZM48 73H47V75H48ZM82 74V76L81 77H79V74ZM211 73H213V74H216V76L215 77H217V79L215 80V77L214 76H210L209 74H211ZM33 75V77L34 76H38V80H40V81H38L37 80V78L36 79H33L32 78V75ZM35 74V75H34ZM58 74V75H57ZM233 74H235V76L234 77H231ZM9 75V74H8ZM52 75H57L56 77L55 76H52ZM76 75H77V77H76ZM84 75V76H83ZM209 75V76H208ZM218 75H219V77H218ZM16 75H15V77H17ZM31 76V77H30ZM42 78H41V77ZM69 76H71L72 78H69ZM186 76V77H185ZM222 76H224L225 78H227L228 79V81H226L225 83H229L230 85L228 86L231 90H232V87L233 88H236L237 89V91H235L234 89V91L236 92V94L234 93V94H231V90L228 88V87H223L225 84H223V83H221L222 82V80H226L224 77H222ZM11 77V76H10ZM53 77V78H52ZM61 77V78H60ZM63 77V78H62ZM65 77V78H64ZM79 77V78H78ZM205 77H212L211 79V83H210V81H209V79H207L208 81H209V83H210V85H208L207 84V82L206 83H202L201 84V82H205L204 80V78ZM224 78V79H220L219 80V78ZM7 78V77H6ZM21 78V79H22ZM28 78H29V80H28ZM41 78V79H40ZM76 78V79H75ZM79 80H78V79ZM89 78V79H88ZM118 78V79H117ZM186 78V79H185ZM214 78V79H213ZM233 78V79H232ZM28 80V82L29 83H31V81H30V79H33V80H36V84H34L35 83V81H33V84H34V86H33V88L31 87V84H30V86H29V83H26L27 82V80ZM70 79H72V80H70ZM99 79V81L100 82H102L101 80H103V83L104 84H102V83H100V85H101V88H99L98 87V85H99V83L97 84V86H95V88L94 89H92L93 87L90 85L91 84V82L92 81H94V82H96V80H98ZM101 79V80H100ZM117 79V80H116ZM120 79H121V81H123L125 84H127L126 85V88H127V86L131 83L132 84V82H134L133 84H137L136 86H137V89L138 90H136L137 91V93H138V91H139V89H140V92L139 93H141V95H142V102H138V100L139 99H135V96L138 98L139 96H141V95H139V94H137V95H134V94H131V97H129V98H127V96H125V94H128V93H126L127 91H125L126 90V88H122V86H124L125 84L122 82V84H124V85H122L119 81H120ZM6 80V79H5ZM11 80V79H10ZM76 81V82H73V85H71V82L72 81ZM92 80V81H91ZM253 80V82L254 83H252L251 81ZM7 81V80H6ZM21 81V80H20ZM43 81V80H42ZM42 81L40 82V83H42ZM45 81V80H44ZM43 81V82H44ZM83 81H85V79L83 80ZM85 81V82H86ZM90 81V82H89ZM116 81L119 83V85H117L116 84ZM180 81V82H179ZM198 81V83H200V84H198V87H193V84L194 85H196L197 86V84H196V82ZM218 81H220V83L218 82ZM60 82H61V84H60ZM126 82H128V83H126ZM186 82L189 84V82H188V80H186L185 81V83L184 82H182V83H184V85L186 84ZM15 83H17V84H15ZM25 83V85L27 86V84H28V90H26L27 89V87L25 88V86L23 85ZM56 83H58V84H56ZM84 83V82H83ZM87 83V82H86ZM86 83H84L85 85H86ZM227 83V84H228ZM77 84H81V83H77ZM84 84L82 85V87H83V89H84ZM93 84V86L96 84V83H92ZM155 84H156V86L159 88V89H165L164 90V94L166 95V98H165V96L163 97L164 99H166V100H164L163 98H161V96H160V94H162V92L160 93V91L158 90V92H155V90H154V92H153V90L151 89V88H154V87H156L155 86ZM177 84V85H178ZM188 84H186L185 86H181V87H185L186 88V91H187V88L188 87H186V86H188ZM219 84H221V85H219ZM239 84V85H238ZM253 84V85H252ZM0 85H2L1 83H0ZM23 85V86H22ZM37 85V86H36ZM47 85H49V86H47ZM56 85V86H55ZM71 86L72 87V89L69 87V86ZM75 85V86H74ZM78 85V86H79ZM104 85V86H103ZM203 85V86H202ZM39 86L40 87H42V88H46V92L44 91V90H42L41 88H39ZM45 86V85H44ZM69 88H68V87ZM75 87V90L73 91V88ZM102 86H103V88H102ZM105 86H111V87H105ZM133 86V85H132ZM131 85L129 86V88H128V90L130 89V87H132ZM136 86H134L135 87V89H136ZM179 86V87H180ZM202 86V87H201ZM206 86V87H205ZM261 86V85H260ZM2 87H0V88H2ZM32 89H31V88ZM36 87V89H34ZM37 87L42 91H40V90H38L39 92H41V95H40V93L39 94H36V90H37ZM113 87L114 88H117L118 89V92H119V94H121L122 93V91H123V94H121V95H119L118 94V92L115 90V89H113ZM119 87V88H118ZM139 87V88H138ZM157 87H156V91H157ZM178 87V86H177ZM176 86L175 87H173V89H172V92H173V90H175L174 88H177ZM178 87V88H179ZM190 87H191V85H190ZM219 87H221V88H219ZM223 87V88H222ZM11 88H13L12 90H11ZM15 88V89H14ZM20 88H22V89H20ZM23 88H25V89H23ZM48 88V89H47ZM50 88V89H49ZM59 88V87H58ZM59 88V89H60ZM105 88V90L106 91H102V89H104ZM107 88H109V89H107ZM112 88V89H111ZM178 88H177V91H179L178 90ZM185 88H183V89H185ZM197 88V89H196ZM250 88H252L251 90H250ZM9 90V93L7 92V90ZM20 89V90H19ZM34 89V90H33ZM64 89V90H65ZM83 89H82V91H83ZM101 89V90H100ZM120 89H124V90H120ZM133 89V88H132ZM134 89V90H135ZM148 89H150V91L151 92H146ZM183 89H181L180 88V90H181V92L183 91ZM189 89V92H190V89L191 88H188ZM193 89V91H195ZM229 89V90H228ZM257 89H258V91H257ZM1 90V89H0ZM51 91V92H48V91ZM53 90H55V91H53ZM63 90V91H64ZM67 90H65L64 92L66 93L67 92ZM70 90H69V92H70ZM94 90V91H93ZM98 90V91H97ZM116 92H115V91ZM166 90H168V91H166ZM227 92H226V91ZM10 91H14V92H11L10 93ZM23 91V92H22ZM63 91H62V94H63ZM79 92H78V94L80 93V89L78 90ZM100 91V92H99ZM110 91H113L112 93L110 92ZM120 91H121V93H120ZM176 91V92H177ZM186 91H185V94H184V96L186 95ZM193 91H191V95L193 94L192 92ZM238 91H241L240 93L241 94H243L242 96L243 97H241L240 98V96H241V94L240 93H238ZM19 92V93H18ZM25 92V93H24ZM55 92V95L57 94ZM86 91H85V89H84V92H81L80 93V97H82L83 99H82V102H83V100L85 99L86 101H87V98L85 97V94H82V93H87ZM95 92H97V93H95ZM102 92V93H101ZM124 92H125V94H124ZM180 92V91H179ZM178 92V93H179ZM189 92L187 93L189 96H191L190 94H189ZM202 92H203V90H202ZM211 92V91H210ZM210 92L209 93H207V94H210ZM219 92V93H220ZM229 92V93H228ZM252 92V93H253ZM259 92V93H258ZM32 93L30 94V92H29V94L28 95H32ZM38 93V92H37ZM131 93H133L132 91H131ZM150 93V94H149ZM152 93H154V94H156V93H160V94H157V95H153ZM183 93V92H182ZM197 93V92H196ZM195 93V94H196ZM200 94H201V92H199ZM217 93V92H216ZM219 93H217V94H219ZM237 93L239 94V97H238V95H237ZM17 94H16V96H17ZM47 94V95H46ZM61 94V93H60ZM61 94V95H62ZM72 94V93H71ZM74 94V93H73ZM100 94H102V95H100ZM113 94V95H112ZM115 94V95H114ZM118 94V95H117ZM136 94V93H135ZM143 94H144V96H143ZM149 94V95H148ZM152 94V95H151ZM195 94H193V96H195ZM221 94V93H220ZM19 95V97H21ZM32 95V96H33ZM36 95H38V96H36ZM39 95L41 96V97H39ZM53 95V94H52ZM55 95H53L54 96V98L57 96H59L60 97V95L59 94H57L56 96ZM66 95H67V93H66ZM82 95H84V96H82ZM108 95V96H107ZM148 95V96H147ZM169 95V96H168ZM197 95H198V93H197ZM197 95L195 96V99H196V97H197ZM202 95V94H201ZM204 95H206V94H203V96ZM213 95V94H212ZM253 95V96H254ZM3 96H4V98H3ZM43 96H44V98H43ZM69 96H71V95H68V97ZM74 96H75V94H74ZM126 97V99L125 98H123V97ZM133 96H134V99H133ZM151 96H154V98L153 99H155V98H157V99H160V101H158L157 99H155L156 101L154 102V100H152V101H150L151 99H152V97ZM158 96H159V98H158ZM184 96L182 95V98H184ZM189 96L187 97V98H189ZM199 96V95H198ZM203 96H199V98H197L196 100H199V101H201L202 103H203V101L206 99H203V101H202V98H204ZM208 95H206V97H207ZM209 96H211V95H209ZM208 96V97H209ZM215 96H216V94H215ZM218 96V95H217ZM217 96H216V99H218L219 98V100H220V97H218L217 98ZM220 96V95H219ZM263 96V97H262ZM17 98V102L18 101H20V100H24V98L23 97H21V98H23V99H21V98ZM29 97H31V96H29ZM52 96H50V97H48L51 101L52 100H54L53 102H55L56 100H57V97H56V100L55 99H52L51 98ZM58 97V98H59ZM66 97V96H65ZM68 97H67V99H68ZM72 97L73 96H71V98H70V100L69 101H76L75 100V97H76V99L78 100V103H80V101L79 100H81L80 98H79V95H78V97L77 96H75L74 97V99L72 100ZM102 97V98H101ZM144 97V98H143ZM149 97V98H148ZM167 97H169V98H167ZM192 97V96H191ZM190 97V98H191ZM202 97V98H201ZM224 97H223V101H222V104H223V102H224ZM0 98V105L1 104H3L2 103V99ZM13 98H14V96L12 97V98H9V96H8V98H6L4 101L7 103H4V105H6V106H3V105H1L0 106V109H2V106L3 107H6V108H3L2 110H1V113H0V117L1 116H3L2 118L3 119H5V117L7 118V115L5 114V110L7 109V111H6V113L8 114L9 112L8 111H10L9 109L10 108H8V106H11V109L13 108V110H11V113L13 114H16L15 116H17L18 114L20 115V110L22 109V108H24V106L25 105H27V104H25V105H23V106H21L22 104H24L25 102L23 101V103L22 104H20L21 102H18L19 103V106L21 107L20 108V110L18 109L19 108V106L18 105H13V104H11V103H13V102H15L16 101V99L14 98V100H13ZM28 98V97H27ZM43 98V99H42ZM48 98H46V99H48ZM95 98V99H96ZM115 98V100L117 101V103L118 104H116L117 106H119V104L122 106L123 105V103H120V99L118 98V99H116ZM133 99L132 100V102L135 100H137L136 101V103H135V101L132 103L133 105H131V103H130V100L131 99ZM147 98V99H146ZM210 98V97H209ZM209 98H207L208 100H207V102L209 101V103H204L205 105H206V107H208V105H209V109H211V108H216V109H218L219 108V106H220V109H222V111L220 112V113H224L223 111V106L222 105H218V101H217V105H215V103H214V105H211L210 106V103H211V101L212 100H209ZM234 98H233V100H234ZM238 98H240V99H238ZM8 99H12L13 100V102H11V101H9V102H11L10 104H9V102L7 101ZM36 99H35V101L34 100H32V97L30 98V100H29V102L28 103H30L31 102V104L32 103H34V102H36ZM129 99V100H128ZM143 99L145 100V101H143ZM148 99H150V100H148ZM169 99V100H168ZM178 99V100H177ZM192 99V98H191ZM195 99H194V97H193V99H192V101L194 100V102H192V101H188V102H191V103H193L192 105H194L195 103L196 104H201V105H196V106H198L197 108H195L196 110L200 107V106H202V103L201 102H199L198 101V103H197V101L195 102ZM25 100H28V99H25ZM65 100V99H64ZM182 100H184L185 101V104H183V105H181V107H178V103H179V101L180 102H182ZM234 100V101H235ZM67 102H69L68 100H66ZM92 101V102H91ZM116 101H114V103L116 102ZM140 101H141V98H140ZM146 101H148L147 103H146ZM149 101H150V103L151 104H149ZM163 101V102H162ZM216 101V100H215ZM221 101H220V103H221ZM227 101H231V99L230 100H227ZM234 101H233V103H234ZM254 101H256V103H257V98L256 99H254ZM16 102V103H17ZM57 102H58V104L59 103H61V100L60 101H58L57 100ZM72 102V107L74 108V109H76L74 106L76 105V107H79L80 106V109H81V106H82V103H81V105H78L77 106V104L75 103H73ZM77 102V101H76ZM108 102V101H107ZM113 102V101H112ZM159 102V103H158ZM160 102H162V103H160ZM165 102V103H164ZM178 102V103H177ZM206 102V101H205ZM56 103V102H55ZM100 103H102V104H100ZM124 103V104H125ZM128 103H130V105L128 104ZM175 103V104H174ZM191 103H189V105L191 106ZM226 103V105H227V103H229V102H225ZM233 103H230V104H233ZM244 103V104H243ZM255 103V104H256ZM259 103V102H258ZM9 104V105H8ZM37 104V103H36ZM36 104H32L33 106H32V108L30 107V109H35L36 108ZM51 104V103H50ZM57 104V105H58ZM62 104H64V103H62ZM68 104H71V103H68ZM136 104V106H134ZM139 104V105H138ZM153 104V105H154ZM163 105V106H165V107H163V108H165V109H162L161 108V105ZM165 104V105H164ZM211 104H213V103H211ZM241 104V103H240ZM254 104V103H253ZM38 105H40V104H38ZM43 105V104H42ZM60 105V104H59ZM87 105V104H86ZM170 105V104H169ZM176 105V106H175ZM180 105V104H179ZM234 105H237V104H234ZM241 105V106H242ZM18 106V107H17ZM52 106V105H51ZM54 107H55V105H53ZM52 106V107H53ZM62 106V105H61ZM59 107V108H62V107ZM97 106V107H96ZM102 106V107H101ZM110 106H111V103H110ZM113 106V105H112ZM112 106H111V108L110 107H108V109L110 108V109H112ZM114 106H115V104H114ZM131 106H134V107H131ZM222 106V107H221ZM228 106H230V105H228ZM233 105H231V107H232ZM33 107H35V108H33ZM38 107V106H37ZM51 107V108H52ZM68 107H69V105H68ZM71 107V106H70ZM85 107V106H84ZM93 107H91V108H93ZM116 107V106H115ZM148 107V106H147ZM167 107L169 108L168 110H167ZM177 107V109H175ZM205 107V106H204ZM203 107V108H204ZM211 107V108H210ZM243 107H242V109H243ZM250 107H252V105H250ZM257 107H258V104H257ZM50 107L47 109V110H45L44 111V115L46 116V117H44V115L42 116V118H41V120L40 119H37L39 122H40V124H39V122H38V124H39V126H41V125H43V126H45L44 127V129L43 130H46V132H47V130L49 131V132H47L48 134L50 133L51 134V131H52V129L53 128H55V126H54V124L56 125V123H58L57 121L55 122V123H53V122H50V121H52L51 119H52V117H54V116H52V115H54L57 111H51L50 109H51ZM64 108H65V110H67L66 108V106H64ZM64 108H62V109H64ZM72 108V109H73ZM89 108V107H88ZM123 108H126V107H123ZM171 108V109H170ZM172 108H173V110L175 109V112L174 111H172ZM179 108V109H178ZM192 108H193V106H192ZM191 108V109H192ZM201 109V108H199L200 109V112H202L203 110H205V108L204 109ZM208 108H207V111H208ZM213 108V109H214ZM227 107L225 106V108L224 109H226ZM232 108H234V107H232ZM241 108V107H240ZM261 108H262V106H261ZM17 109V110H16ZM25 109H29V107H27V108H25ZM22 110V112H24V111H29V112H31V110ZM55 109H57V108H55ZM73 109V113L71 114V113H69V110H68V112H65L64 110V112L65 113H68V115H66L65 117L66 118H68V116H69V114H71V115H74V112H75V110ZM87 109V108H86ZM116 109H118L119 110V108H116ZM115 109V110H116ZM120 109H121V107H120ZM138 109V108H137ZM160 109H162L163 111H164V113H162L163 111L162 110H160ZM191 109H189V110H191ZM194 109V108H193ZM215 109V110H216ZM230 109V108H229ZM228 109V110H229ZM256 109V108H255ZM83 110V109H82ZM91 110V109H90ZM98 110V109H97ZM98 110V111H99ZM102 110V109H101ZM114 112H115V110H114V107H113V109H112ZM124 110V109H123ZM152 110V111H153ZM178 110V111H177ZM246 110V109H245ZM249 110V109H248ZM247 110V111H248ZM261 110H263V108L261 109ZM16 111V112H15ZM17 111H19V113L17 112ZM34 111V110H33ZM60 112V114H59V112H58V115H61V113H64V112ZM71 111V110H70ZM88 111V110H87ZM92 111H93V109H92ZM103 111V110H102ZM122 111V110H121ZM159 113H158V112ZM177 111V112H176ZM180 111V115L182 114L183 116H184V113L183 112H181ZM188 111V112H187ZM193 111H195V110H192V112ZM206 111V112H207ZM243 111V110H242ZM253 111H254V109H253ZM256 111H257V109H256ZM2 112H3V115H1L2 114ZM28 112V113H29ZM40 112V111H39ZM43 112V111H42ZM51 112H53L54 114H50ZM78 112H80L78 109H77V114H78ZM83 112V111H82ZM81 112V113H82ZM96 112V111H95ZM95 112H94V114H95ZM110 112V111H109ZM108 112V114H107V116L108 117H110L111 115H112V117H110L109 118V120L111 121V122H113L114 120L113 119H119L120 120V118H125V120H127L128 119V117L130 118L131 116H126L124 113L122 114V115H124V117H121L120 115H118V113H117V115L118 116H116L115 114L116 113H114V112H110L109 113ZM166 112L168 113V114H166ZM198 111H196V115L197 114H199V113H197ZM205 112V111H204ZM205 112V113H206ZM213 112V111H212ZM215 112V111H214ZM250 112V111H249ZM263 112V111H262ZM262 112H261V114H262ZM11 113L10 114H8V118L10 117H14V116H11ZM27 113V114H28ZM47 113H48V115H50V117H47L48 115H47ZM106 113H107V111L105 112L104 111V113H103V116L107 119V117H106ZM122 113V112H121ZM162 113V114H161ZM208 113H210V112H207V114ZM216 113H217V111H216ZM216 113H214V114H216ZM228 113H230V111H227V115H228ZM239 114H240V109H239V112H238ZM244 113V112H243ZM252 113V112H251ZM258 113H259V110H258ZM21 114H23V113H21ZM25 114V113H24ZM27 114H26V118H27ZM30 114V113H29ZM57 114V113H56ZM76 114V115H77ZM91 115L93 114V113H90ZM99 114H101V116H102V113H99ZM98 113H97V115H98V118H99V120H100V122H102L101 120H102V118H104L103 116L102 117H100V115H99ZM111 114V115H110ZM173 114H171L170 116H172L173 117ZM179 114V113H178ZM177 114V115H178ZM212 114V113H211ZM211 114H210V116H211ZM264 114V113H263ZM6 115V116H5ZM19 115H18V117H19ZM33 113H32V120H33V122L31 121V118H30V116H31V114H30V116H29V122H30V125L32 124V123H34L36 120L35 119H33ZM79 115H81V114H79ZM84 115H86V114H84ZM89 115V114H88ZM88 115H86V116H88ZM110 115V116H109ZM127 115H129V114H127ZM135 115V116H134ZM153 115H155L154 117H156V118H152L151 116H153ZM165 115H167L166 117H165ZM176 115V116H177ZM179 115V116H180ZM182 115L180 116L181 118H182ZM195 114H194V112H193V114L192 115H189V117H185V119L186 118H189L187 121L188 122H190V119H191V117H192V119H193V116H194ZM196 115L194 116L195 118H197V120H198V116L200 117L199 118V120L200 119H202V118H204V117H202L201 118V116H200V114L196 117ZM213 115V114H212ZM221 115V114H220ZM226 115V114H225ZM241 115V114H240ZM248 115H249V113H248ZM20 116H22V115H20ZM37 116H38V114H37ZM78 116V115H77ZM85 116V117H86ZM120 116V117H119ZM139 116H141V115H139ZM191 116V117H190ZM209 116V114L207 115V117ZM210 116H209V118H210ZM229 116V115H228ZM233 116V115H232ZM246 116H247V112H246ZM254 116V118H256V116L255 115H253ZM258 116H260V113H259V115ZM262 116V115H261ZM56 117H58L57 115H56ZM60 117H62V116H60ZM63 117H64V115H63ZM63 117H62V120L63 121H65L64 119H66V118H64L63 119ZM116 117V118H115ZM127 117V118H126ZM160 117V118H159ZM171 117V118H172ZM218 117H219V115H218ZM222 117H223V115H222ZM222 117H220V118H222ZM224 117H226V116H224ZM224 117H223V119H224ZM236 116H234V118H235ZM241 116H239V118H240ZM2 118H0L1 120H2V123L0 122V129L2 130V131H0V133L2 132V135H1V138H2V136L4 135V130H6V129H2V127L3 128H5L6 126V122L4 123L3 121H5V120H8V119H5V120H3ZM17 119L18 120V118L17 117H14V119ZM20 118V117H19ZM35 118H37V117H35ZM38 118H40L39 116H38ZM47 118H50V120H48V121H46V119ZM69 118H73L72 116L71 117H69ZM68 118V120H70ZM84 118V117H83ZM96 118V117H95ZM104 118V119H105ZM113 118V119H112ZM148 118H149V120H148ZM170 118V119H171ZM208 118V119H209ZM212 118V117H211ZM210 118V119H211ZM216 118V117H215ZM237 118V117H236ZM247 118V117H246ZM246 118L245 119H243L242 118V120H246ZM253 118V117H252ZM251 118V119H252ZM253 118V119H254ZM13 119V120H14ZM15 119V120H16ZM22 119V118H21ZM54 119H55V117H54ZM59 119V118H58ZM61 119V118H60ZM80 119V118H79ZM87 119V118H86ZM89 120H88V125L90 124L89 123V121H91V119H90V116H89V118H88ZM92 119H93V117H92ZM104 119H103V122H104V125L105 124H107L106 122H109V120L107 119V121H106V119H105V121H104ZM113 121H112V120ZM116 119V120H117ZM138 119V120H139ZM169 119V120H170ZM184 119V118H183ZM191 119V123H189L188 125L189 126H191L192 124H193V121L194 120H192ZM206 119V118H205ZM209 119V120H210ZM213 119V118H212ZM211 119V120H212ZM218 119V118H217ZM227 119H230L229 117H227ZM247 119H249V118H247ZM0 120V121H1ZM17 120H16V122H17ZM46 121V124L44 123V121ZM55 120H57V118L55 119ZM54 120V121H55ZM67 120V119H66ZM83 120V119H82ZM94 120V119H93ZM92 120V121H93ZM115 120V121H116ZM156 120H158V121H156ZM168 120V121H169ZM176 120V119H175ZM181 120V119H180ZM234 120V119H233ZM236 120H238V118L236 119ZM236 120H234L233 122H235V123H237L236 122ZM262 120V119H261ZM24 121V120H23ZM26 121V120H25ZM59 121V120H58ZM92 121H91V124L89 125V127L91 126V125H93L92 124ZM96 121V120H95ZM122 121V120H121ZM182 121V120H181ZM186 121V122H187ZM202 121V120H201ZM204 121V120H203ZM247 121V120H246ZM251 120H249V124L251 123L250 122ZM9 122V121H8ZM11 122H12V120H11ZM9 123L10 125L12 124V125H15L16 124V122L15 123ZM28 122V123H29ZM47 122H50V124H51V128L52 129H50L49 130V128L47 127V126H49L50 124L48 123V125H47ZM69 122H73V123H71V124H75V121H69ZM118 122V121H117ZM165 122H163V124H165ZM170 122V121H169ZM183 122V121H182ZM182 122H179V120L177 121V123H178V125H179V123L180 124H182ZM187 122V123H188ZM194 122H197L196 121V119H195V121ZM200 122V121H199ZM256 122V121H255ZM3 123L5 124V125H3ZM20 122H19V120H18V124H19ZM37 123V122H36ZM60 123L62 124V121H60ZM77 123L79 124V122L78 121H76V125H77ZM93 123H94V121H93ZM110 123V122H109ZM108 123V124H109ZM120 123V122H119ZM126 123H127V121H126ZM139 123V121L137 122V124ZM142 123V124H141ZM155 123H160L159 125H158V127L156 128V124ZM201 123H203V122H201ZM212 122H210V124H211ZM214 123V122H213ZM240 123V122H239ZM241 123L243 124V121H241ZM21 124V123H20ZM25 124V123H24ZM27 124V123H26ZM64 124H66V121L64 122ZM68 124V123H67ZM95 124H96V122H95ZM94 124V125H95ZM107 124V125H108ZM111 124V123H110ZM109 124V125H110ZM114 124V123H113ZM110 125L111 126V128L110 129H112L113 131L114 130H116V128H117V126H115V129H114V125H117V124H114V125ZM155 124V125H154ZM194 124H196V123H194ZM193 124V125H194ZM205 124V123H204ZM206 124H208L207 123V121H206ZM238 124V123H237ZM241 124V125H242ZM10 125H8L9 127H10ZM11 125V126H12ZM54 127H53V126ZM75 125V126H76ZM79 125H81V124H79ZM88 125H86V123H85V129H86V126H88ZM97 125V124H96ZM101 125H103V124H100V126ZM107 125H105L104 127H106V129L107 128H109V127H107ZM141 125H142V127H141ZM162 125V124H161ZM177 125V126H178ZM197 125V124H196ZM214 125V124H213ZM223 126L224 125H227V122H226V124H222ZM229 125V124H228ZM230 125H231V122H230ZM234 125H236V124H234ZM240 125V128L239 129H241V126ZM245 125H247L248 127L249 126H251L252 124H250V125H248V124H245ZM258 125H260V124H258ZM257 125V126H258ZM262 125V124H261ZM260 125V126H261ZM58 126V125H57ZM56 126V128H58ZM61 126V125H60ZM66 125H63V128L65 127ZM73 126V125H72ZM99 125L98 126H96L97 127V129L100 127ZM127 126H128V128L129 127H131L130 125H128L127 124ZM149 126H153V128H154V126H155V128L153 129V130H150L149 128H151V127H149ZM166 126H167V124H166ZM166 126H165V128H166ZM170 126V125H169ZM169 126H167V127H169ZM187 126V125H186ZM201 126V125H200ZM203 126V125H202ZM210 126V125H209ZM214 126H216V125H214ZM253 126H255V125H253ZM22 127H23V122H22ZM20 128V129H24V127L23 128ZM32 127V126H31ZM46 127L48 128V129H46ZM50 127V126H49ZM67 127V126H66ZM83 127V126H82ZM95 127V126H94ZM103 127V128H104ZM113 127V128H112ZM118 127H120V126H118ZM182 127H184L183 129L185 130V125H184V122H183V124H182ZM192 127V126H191ZM194 127H195V125H194ZM231 127V126H230ZM235 127V126H234ZM252 127V126H251ZM256 127V126H255ZM259 127V126H258ZM39 129L38 128V125H36L35 127H33V130L34 131H37V130H35V129ZM41 128H42V126H41ZM62 128V129H63ZM69 128L72 130V128H73V130H75L76 128H78V125L76 126V127H72L71 128V126H69ZM75 128V129H74ZM81 128V127H80ZM80 128H78L79 130H80ZM140 128H141V130L142 129H145V130H142V132L140 133ZM146 128H148V129H146ZM162 128H164V127H161V129H159V130H155V132H157V134H154L155 136L156 135H159L158 133H160V134H162V132H160L161 130H163ZM172 128H173V126H172ZM206 128H208V127H206ZM211 128V127H210ZM227 128V127H226ZM236 128H238L237 126H236ZM245 128V127H244ZM19 129V130H20ZM31 129V130H30ZM29 130V132H28V134L30 135V133L33 131L32 130V128H30ZM70 129H68L69 131H68V133L70 132V134H74L75 135V133H77L78 134V132H76V131H73L72 130V132L70 131ZM83 128H81V130H82ZM93 129V128H92ZM96 129V128H95ZM105 129V128H104ZM106 129L105 130H102L101 129V127H100V130L103 132H106V134H108L107 135V137H110V135H111V133L113 132H109V131H111V130H109V131H106ZM125 129V128H124ZM152 129V128H151ZM194 128H192V130H193ZM202 129V128H201ZM212 129H214V128H212ZM222 129V128H221ZM243 129V128H242ZM242 129H241V131H242ZM254 129V128H253ZM261 129V128H260ZM264 127L261 129L262 130V132H264ZM12 130V128L10 127V131ZM43 130H41V131H43ZM54 130H56V129H53V131ZM91 130V129H90ZM89 130V131H90ZM99 130V133L101 132ZM164 130H166L165 132H167V131H169L170 130V127H169V130L166 128V129H164ZM205 130V129H204ZM208 130V129H207ZM210 130V129H209ZM218 130V129H217ZM217 130H216V132H217ZM220 130V129H219ZM230 130V129H229ZM247 129H245V131H246ZM4 131V132H3ZM24 131H25V129H24ZM41 131H39V133L41 132ZM52 131V134H55L56 132H53ZM57 131V130H56ZM83 131V130H82ZM97 131V130H96ZM117 131H119V130H117ZM136 131V132H135ZM144 131H146V132H144ZM149 133H148V132ZM191 131V130H190ZM210 131H212V130H210ZM214 131V130H213ZM212 131V132H213ZM224 131V130H223ZM236 131V130H235ZM241 131H240V133L239 134H244L243 132H244V130H243V132L241 133ZM256 132H254L253 130H252V132H254L255 134L257 133V131H258V133H261V132H259V128L257 129V130H255ZM16 132V131H15ZM21 132H23L22 130H21ZM44 133H46L45 131H43ZM86 132H88V128L86 129ZM91 133H93L94 131H90ZM124 132H125V130H124ZM123 132V133H124ZM129 132V131H128ZM165 132H163V134H162V136L165 134ZM199 132H200V127H199ZM198 132V133H199ZM206 132V131H205ZM220 132H221V130H220ZM225 133H226V131H224ZM232 132L233 133H231V131L229 132L228 131V133H231V134H229V136H230V139H233V135L235 134V137L236 136H238L237 134H236V132L234 133V131L232 130ZM247 132V131H246ZM7 133H8V135L10 134L9 133V129L7 130ZM7 133L5 132V134L7 135ZM17 133V132H16ZM24 134H25V132H23ZM34 133V135L33 136H36V138L38 139V137H40L41 139H38L39 141L41 140L42 141V134H41V136H39V134L37 133L36 135H35V132H32V134ZM43 133V134H44ZM46 133V134H47ZM63 133V132H62ZM80 133H82L81 131H80ZM90 133V134H91ZM110 133V134H109ZM116 134H117V132H115ZM126 133H127V131H126ZM140 133V134H139ZM144 133V134H143ZM147 133V134H146ZM154 133V132H153ZM196 133V132H195ZM208 132H206V134H207ZM210 133V132H209ZM214 133H215V131H214ZM223 133V132H222ZM228 133H226L227 135H228ZM253 133V134H254ZM257 133V134H258ZM27 133H26V135H28ZM45 134V135H46ZM60 134V133H59ZM73 134H72V136H73ZM90 134H88L87 133V135H88V137H89V135ZM95 134H96V136L98 135V132L96 133L95 132ZM106 134L102 137V139L100 138V139H98V138H96V136H95V139H97V141L96 140H94L93 138V140H92V142L90 141L89 143H92V145H93V142H97L98 144H102V143H99V142H103V146H104V148L106 147V141H108V139H105L106 138ZM116 134H114V135H116ZM139 134V135H138ZM143 134V135H142ZM192 134V133H191ZM212 134V133H211ZM255 134H254V136H255ZM7 135V136H8ZM13 135H14V133H13ZM25 135V136H26ZM61 135V134H60ZM78 135H80V134H78ZM84 135L87 137V135H86V133H84L83 135H82V138L84 137ZM101 135V134H100ZM120 135V134H119ZM197 135H202V134H197ZM213 135V134H212ZM217 135H218V133H217ZM220 135H222V134H220ZM241 135H239V136H241ZM252 135V134H251ZM251 135H249V133L247 134V137L248 136H251ZM15 136V135H14ZM21 136V135H20ZM22 136H24V135H22ZM21 136V139L23 138H26V137H22ZM53 136V135H52ZM62 136V135H61ZM69 136L71 137V135H68V138H69ZM99 136V135H98ZM117 136V135H116ZM115 136V137H116ZM128 136L127 137H120V138H118V137H116V138H118L119 140H117L113 135H111V138L109 139V140H111V139H113L114 140V138H115V143H116V141H118V143H113V142H111L112 144H114L115 146H114V148L116 147L117 148V146L116 145H119L120 144V148H121V144H122V141L124 142H126V138H128ZM161 136V137H162ZM204 136V135H203ZM209 136V135H208ZM225 136V135H224ZM228 136V137H229ZM258 136H259V134H258ZM5 137V136H4ZM9 137V136H8ZM18 137V136H17ZM49 137V136H48ZM65 137V138H64ZM113 137V138H112ZM142 137V138H141ZM144 137V138H143ZM167 137H170V136H167ZM202 137V136H201ZM206 136H204V138H203V140L205 141V138ZM213 137H214V135H213ZM221 137V136H220ZM220 137H219V139H218V137H217V140H220ZM227 137V138H228ZM262 137V136H261ZM264 137V136H263ZM50 138H51V135H50ZM61 138H64V140H62ZM81 138V137H80ZM164 138V137H163ZM166 138V137H165ZM210 138H211V135H210ZM216 138V137H215ZM214 138V139H215ZM223 138V137H222ZM241 138V137H240ZM243 138V137H242ZM246 138V137H245ZM259 138V137H258ZM20 139V141H23L24 142V140L22 139L21 140ZM28 139H29V137H28ZM58 139V138H57ZM60 139L63 141V142H66V136H63V137H60ZM71 139V138H70ZM70 139H69V141H70ZM75 139V138H74ZM84 139V138H83ZM104 139H105V141H104ZM120 139H122L121 141H120ZM124 139V140H123ZM133 139V138H132ZM143 139V140H142ZM148 139V138H147ZM156 139V138H155ZM209 139V138H208ZM212 139V138H211ZM247 139H249V138H247ZM247 139H246V141H247ZM252 139V138H251ZM261 139V138H260ZM26 140V139H25ZM29 140H31V139H29ZM43 140H44V137H43ZM81 140V139H80ZM149 140V139H148ZM159 139H156L155 141H158ZM234 140V139H233ZM235 140H237V139H235ZM243 140V139H242ZM253 140V139H252ZM15 141V140H14ZM27 141V140H26ZM54 141V140H53ZM57 141V140H56ZM58 141H59V139H58ZM62 141H60V142H62ZM76 141V140H75ZM78 141V140H77ZM128 141H131V140H129L128 139ZM127 141V142H128ZM142 141H143V143H142ZM149 141H151V140H149ZM201 141H202V139H201ZM216 141V140H215ZM221 141H223V140H221ZM238 141H240L239 140V138H238ZM244 141V140H243ZM242 141V142H243ZM249 141V140H248ZM22 142V143H23ZM60 142L57 144V147H61L62 145H63V142H62V145H60V146H58L59 144H60ZM84 142V141H83ZM95 142V146H98L97 145V143ZM120 142V143H119ZM132 142H130V143H128L129 144V146H127V144H125V143H123V145L124 146H127L128 147V149L129 150H133V152H131L130 153V151H129V156L132 154V153H134L135 152V145L134 144H132ZM148 142V141H147ZM152 142V141H151ZM160 142H162L163 143V140L161 139V141ZM212 142V141H211ZM214 142V141H213ZM220 142V141H219ZM224 142H225V140H224ZM224 142L222 143V144H224ZM241 142V141H240ZM259 142V141H258ZM20 143V142H19ZM22 143H21V145H22ZM29 143V142H28ZM46 143V142H45ZM54 143V142H53ZM81 142H79V144H80ZM149 143V142H148ZM215 143V142H214ZM229 143H231L230 141L229 142H226V146H225V148L227 149V151H226V149L225 148H222L221 147V149L223 150V149H225V151L228 153V154H230L229 153V151H231L230 150V147H228V144ZM234 143V142H233ZM239 143V142H238ZM31 144V143H30ZM40 144V143H39ZM48 144H50V143H48ZM66 144V143H65ZM88 144V143H87ZM105 144V145H104ZM112 144H111V146H112ZM130 144H132V145H130ZM152 144V143H151ZM151 144H150V147H151ZM207 144V143H206ZM208 144H209V142H208ZM207 144V145H208ZM212 144V143H211ZM235 144V143H234ZM241 144V143H240ZM243 145L242 146H244L246 143H242ZM260 143H258V145H259ZM38 145V144H37ZM41 145H43V144H41ZM136 145V146H137ZM153 145V144H152ZM236 145V144H235ZM247 145V144H246ZM9 146V145H8ZM24 146H26L27 147V144H26V142L24 143ZM45 146H47L46 144H45ZM45 146H42L43 147V149L45 150ZM87 146V145H86ZM102 145H100V148H99V146L97 147V149L99 148V149H102L103 150V147ZM130 146H132V147H130ZM148 146H149V144H148ZM156 146L157 145H154L153 147H155L156 148ZM210 146V145H209ZM229 146H231L232 147V145H230L229 144ZM261 146V145H260ZM22 147V146H21ZM48 147L49 146H47L46 148L48 149ZM56 147V146H55ZM70 147H71V143H69V147L67 146L66 147V145H65V150H66V148L67 149H70ZM74 147V146H73ZM81 147V146H80ZM88 147V146H87ZM92 148H90L91 150H89V147H88V150H89V152H91L92 151V149L94 148V145L93 146H91ZM131 149H130V148ZM141 147V146H140ZM139 147V148H140ZM158 147H160V145L159 146H157V148ZM239 147V146H238ZM33 148V147H32ZM62 148H63V150H64V147L62 146ZM72 148V147H71ZM109 150L111 149V147H110V144H109ZM107 148V149H108ZM115 148V149H116ZM119 148V149H120ZM146 148V147H145ZM152 148V147H151ZM155 148H153L152 150H153V152H154V149ZM23 149V148H22ZM22 149H20V150H22ZM80 149V148H79ZM123 149V148H122ZM127 149V148H126ZM127 149V150H128ZM144 149V148H143ZM143 149H140L141 151L143 150ZM148 149H149V147H148ZM147 149V150H148ZM159 149V148H158ZM228 149H229V151H228ZM232 149H234L235 150V148H233L232 147ZM31 150V149H30ZM42 150V149H41ZM65 150H64V152H65ZM85 150V149H84ZM106 150V149H105ZM125 150V149H124ZM139 150V149H138ZM233 150V151H234ZM239 150V149H238ZM237 150V151H238ZM23 151V150H22ZM40 151V150H39ZM46 151V150H45ZM44 151V152H45ZM55 149H54V152H51V151H49V152H51V153H55ZM59 151H61V148H60V150ZM98 151V150H97ZM111 151H113V149L111 150ZM111 151H109L110 153H111ZM118 151V150H117ZM116 150L114 151V152H117ZM120 151V150H119ZM144 151H146V150H143V152H141L140 154H142V153H144ZM149 152H150V149L148 150ZM216 151V150H215ZM233 151H231V153L232 154H230V155H233L234 153H233ZM241 151V150H240ZM28 152H29V150H28ZM27 151H26V153H28ZM63 152V153H64ZM69 152H71V150H69ZM82 152H84V151H82ZM88 152V151H87ZM100 152H103V151H101L100 150ZM108 152V151H107ZM121 152V151H120ZM140 151H138V153H139ZM167 152H168V150H167ZM189 152V151H188ZM226 152H224V153H226ZM235 152H236V150H235ZM31 152H29V154H30ZM60 153V152H59ZM62 152H61V154H63ZM67 153V152H66ZM96 153V152H95ZM105 153V152H104ZM110 153H108V154H110ZM118 153V152H117ZM117 153H115V156H114V154H113V158L114 159H116V157L118 158L119 157V159L118 160H120V157L121 156H124V154H117ZM136 153H137V150H136ZM137 153V154H138ZM146 153H148L147 151H146ZM152 153V152H151ZM226 153V154H227ZM28 154V155H29ZM35 154H37L38 155V153H35ZM99 154V153H98ZM140 154H138L139 156H141ZM37 155H36V157H37ZM64 155V154H63ZM79 155H82V156H79V160L80 159H84V161L83 162H85V156H86V154H85V152H84V155L83 154H79ZM89 155V156H88ZM88 155H87V157H86V160L87 159H89L88 161H90V163L89 162H87V164L89 163V164H91L92 163V160H93V162L97 159V154L95 155L96 157L94 158L93 156H91V154L90 153H88ZM127 155V154H126ZM143 155V154H142ZM148 155H149V153H148ZM158 155V154H157ZM167 155V154H166ZM209 155V154H208ZM240 155H241V153H240ZM31 156V155H30ZM48 155H46V162H50L51 163V161H48V158L50 157V156H48ZM59 156L60 155H58V158H59ZM103 156V155H102ZM106 156H109V155H106ZM128 156V155H127ZM127 156H125L126 158H127ZM128 156V157H129ZM146 157H147V155H145ZM159 156V155H158ZM163 156V155H162ZM170 156H172L171 158H172V161L171 162H173L174 161V159H173V155H170ZM227 156V155H226ZM225 156V157H226ZM34 157L35 156H33V158L32 159H34ZM53 157H54V155H53ZM55 157H56V155H55ZM69 157H71V156H69ZM81 157V158H80ZM112 157V156H111ZM224 157V154H223V156H222V158ZM234 157V156H233ZM38 158H39V156H38ZM37 158V159H38ZM72 158V157H71ZM90 158H92V160L90 159ZM99 158H101V157H99ZM108 158H110V157H108ZM113 158H111L113 161H115ZM124 158V157H123ZM123 158H121L122 159V161H123ZM133 158V157H132ZM141 158H142V156H141ZM140 158V159H141ZM162 158V157H161ZM169 158V157H168ZM228 158V157H227ZM57 159V158H56ZM73 159V158H72ZM103 159H105V163H104V165L106 164V166H109L110 167V165H107V163H109L110 161H112L111 159H107V161L109 160V162H107L106 163V157L104 156L103 157ZM130 159H131V157H130ZM139 159V158H138ZM139 159V160H140ZM150 159V158H149ZM207 159V158H206ZM230 159H232V158H230ZM29 160V159H28ZM39 160V159H38ZM38 160L36 161V163L38 162ZM50 160V159H49ZM97 160H99V159H97ZM96 160V161H97ZM102 159H100V161H101ZM134 161H136L137 163H138V161L137 160H135V159H133ZM156 160V159H155ZM161 160H163V158L161 159ZM165 160V159H164ZM170 160V159H169ZM168 160V161H169ZM187 160V159H186ZM223 160H226L225 158L223 159ZM228 160V159H227ZM21 161V160H20ZM26 161V160H25ZM31 161V160H30ZM40 161V160H39ZM54 161V160H53ZM73 161V160H72ZM71 161V162H72ZM74 161H76V160H74ZM78 161V160H77ZM117 161V160H116ZM121 160H120V162H122ZM124 161H125V158H124ZM123 161V164L126 162H124ZM131 161H132V159H131ZM176 161V160H175ZM62 162V161H61ZM79 163H80V166L78 167H75V168H77L78 170L80 169H82L81 171L79 170V172L82 174H80L81 175V179H82V176L83 175H85L86 176V172H88L89 170H88V167H89V165L86 167V168H83L84 166H83V164H81L82 163V160L81 161H78ZM98 162V161H97ZM120 162H115V163H118V164H120ZM152 162V161H151ZM163 162V161H162ZM176 162H178V161H176ZM187 162H189V161H187ZM219 162V161H218ZM221 162H222V160H221ZM230 162V161H229ZM21 163H23V162H21ZM52 163H55V162H52ZM51 163V164H52ZM56 163H58V162H56ZM55 163V164H56ZM114 163V162H113ZM114 163V166L116 165ZM136 163V164H137ZM150 163V162H149ZM153 163V162H152ZM157 163H158V161H157ZM182 163V162H181ZM189 163H191V162H189ZM220 163V162H219ZM224 162H222V164H223ZM232 163V162H231ZM24 164V163H23ZM47 164V163H46ZM50 164V165H51ZM55 164L54 165H52V168H53V166H55ZM63 164V163H62ZM71 164V163H70ZM73 164V163H72ZM94 164H96V162L95 163H93L92 165H90V169H92L93 168V165ZM112 164V163H111ZM138 164H140V163H138ZM137 164V165H138ZM161 164V163H160ZM173 164V163H172ZM174 164H175V162H174ZM228 164V163H227ZM38 165V164H37ZM58 165V164H57ZM81 165H82V167H81ZM85 165H86V163H85ZM98 164H96V166H97ZM100 165H102V162H101V164ZM128 165V164H127ZM126 165V166H127ZM130 165V167L132 166L131 164H129ZM134 166H135V164H133ZM145 165V164H144ZM190 165V164H189ZM230 165V164H229ZM66 166V165H65ZM72 166V165H71ZM122 165H120V167H121ZM125 166V165H124ZM155 166H156V163H155ZM164 166V165H163ZM166 166V165H165ZM171 166V165H170ZM173 166V165H172ZM45 166H43V167H39V170L40 171H42V170H45V169H43ZM60 167V166H59ZM74 167V166H73ZM81 167V168H80ZM98 167V166H97ZM103 167V166H102ZM133 167V166H132ZM136 167V166H135ZM134 167V168H135ZM152 167H153V164H152ZM159 167V166H158ZM174 167V166H173ZM172 167V168H173ZM175 167H176V164H175ZM175 167H174V169H175ZM190 167V166H189ZM223 167V166H222ZM41 168H42V170H41ZM47 168H49V164H48V167ZM51 168V167H50ZM52 168L51 169H49V171L51 172H53L54 170H55V168L52 170ZM57 168V167H56ZM105 168V167H104ZM139 168V167H138ZM169 168V167H168ZM58 169V168H57ZM56 169V170H57ZM85 169V170H84ZM95 169H97V168H95ZM125 169H126V167H125ZM125 169H123V170H125ZM149 169H152V170H154L153 168H150L149 167ZM148 169V170H149ZM47 170V169H46ZM76 170V169H75ZM78 170H76V171H78ZM86 170H88V171H86ZM99 171L100 170H103V169H101V166H100V168L98 169ZM107 170V171H106ZM122 170V171H123ZM129 170V171H128ZM138 170V169H137ZM170 170V169H169ZM73 171V170H72ZM85 171V172H84ZM97 172V170H93V172ZM104 171V170H103ZM105 171L107 172V173H109L108 171H110V170H108V169H105ZM115 171V170H114ZM117 171H119V170H117ZM126 171L127 172H129L130 173V168L128 169H126ZM126 171H124V173H122V174H128L129 175V173H127ZM172 171V170H171ZM171 171H168V172H170L171 173ZM182 171V170H181ZM92 172V173H93ZM96 172H95V175L94 176H96L99 172H97V174H96ZM100 172H102V171H100ZM116 172V171H115ZM126 172V173H125ZM137 172V171H136ZM167 172V171H166ZM104 173V172H103ZM110 173H112L111 171H110ZM163 173H164V170H163ZM170 173H167V174H169L170 175ZM173 173V172H172ZM171 173V174H172ZM190 173V175L192 176V174H191V172H189ZM77 174H79V173H77ZM87 174H89V172L87 173ZM100 174L102 175V173H99V175L98 176H100ZM114 174V173H113ZM117 174H119V173H117ZM117 174L115 175V176H117ZM133 174V172L131 171V175ZM154 174V173H153ZM158 174H159V172H158ZM166 174V175H167ZM174 174V173H173ZM199 174H201V173H199ZM72 175H74V174H72ZM72 175H71V177H72ZM92 175V176H93ZM125 175V176H126ZM136 175V174H135ZM198 175V174H197ZM84 176V177H85ZM89 177H88V180L90 179H92V176H90V175H88ZM123 176V175H122ZM130 176V175H129ZM139 176V175H138ZM171 176V178L173 179V177H172V175H170ZM169 176V177H170ZM186 176H188V175H186ZM196 176V175H195ZM78 177V176H77ZM83 177V178H84ZM101 177V176H100ZM99 177V178H100ZM114 177V176H113ZM118 177V176H117ZM175 177V176H174ZM183 177V176H182ZM197 177V176H196ZM199 177V176H198ZM73 178H74V176H73ZM79 178V177H78ZM99 178H97V179H99ZM106 178H107V175H106ZM147 178V177H146ZM152 178V177H151ZM157 178V177H156ZM159 178V177H158ZM165 178V177H164ZM163 178V179H164ZM80 179V180H81ZM86 179V178H85ZM109 179H110V177H109ZM123 180H124V178H122ZM170 179V178H169ZM168 179V180H169ZM189 179V178H188ZM188 179H187V181H188ZM191 179V178H190ZM194 179V178H193ZM260 179V178H259ZM84 180V179H83ZM94 181L96 180L95 179V177H94V179H93ZM106 180V179H105ZM145 180V179H144ZM159 181H157V182H160L162 179L160 178V179H158ZM175 180V179H174ZM182 180V179H181ZM85 181H87V180H85ZM84 181V182H85ZM109 181V180H108ZM166 181V180H165ZM172 181V180H171ZM185 181V180H184ZM183 180L181 181V182H177V180H176V182H172V184H167L166 182H164V184L166 183L167 184V186H166V184L164 185V184H162V183H159L160 184V186L158 187V188H156L157 187V185H155V189H152V193L151 192H148L149 191V189L151 188V187H149V185H148V190H147V192H146V194H147V201L145 200V198H143V200H140V201H142V202H144L145 201V203H142V202H140V204H138V206H140V207H137L136 209L138 210L137 211V213H135V217H136V215H138L139 216V218H134L135 220V223L133 224V225H131L130 227H132L131 229H130V231H132V229H133V231H134V235L132 234V238H130L129 240H128V243L126 244V247H125V249H124V252H126V254L125 255H134L135 257V259L142 253L143 255L145 254V258H147V260L148 261H146V263H148V264H224V263H226V260H227V258H228V255H229V250L230 249H227V250H225L224 249V247L223 246H225L226 245V242H225V245H224V241L225 240H227V239H229V238H225L226 236H224L223 237V234H220V227H222L223 225V227H224V232L226 231V233H229V221H231L230 219H231V217H229L228 216V218L226 219L227 220V222H225V224H221V220H220V218H217V217H215V218H217L218 220H216V219H214V222L215 223H213L212 222V224H208V225H203L202 226V228L199 230V231H197L198 229H193V231L194 232H192V233H190V234H188L187 233V230H186V228L187 227H185L186 225H185V223H184V225L185 226H182L181 224H179V225H181V226H179L178 224H177V221H178V219L179 218H177V217H179L178 215L176 216V214L178 213V212H181V208L182 207H184V205H187L188 204V201L193 197V194H195V193H193L194 191H196V189L198 188H195L196 186H193L194 188L192 189V187L190 188L188 185H190L191 184V182L190 181H188V183L187 182H184ZM192 181V180H191ZM84 182H82V183H84ZM89 182H92V180L91 181H89ZM144 182V181H143ZM148 182H149V180H148ZM150 182H151V179H150ZM162 182V181H161ZM169 182V181H168ZM189 182H190V184H189ZM81 183V184H82ZM94 183V182H93ZM107 183V182H106ZM139 183H141V182H139ZM146 183V182H145ZM72 184H74V183H72ZM80 184V183H79ZM95 184H96V182H95ZM108 184V183H107ZM117 184V183H116ZM120 184V183H119ZM162 184V185H161ZM94 185V184H93ZM92 185V186H93ZM133 185V184H132ZM147 185V184H146ZM192 185V184H191ZM194 185V184H193ZM119 185H117V186H115L116 187V189H117V187H118ZM134 186V185H133ZM132 186V187H133ZM142 186V185H141ZM233 186V185H232ZM232 186H230V188L228 189V188H226V191L228 190V191H230V190H233L235 187H232ZM236 186V185H235ZM94 187V186H93ZM120 187V186H119ZM118 187V188H119ZM232 187V188H231ZM261 187V188H260ZM259 187V189L258 190H260V192H261V189L262 188H264V186H260ZM92 188V187H91ZM104 188H106V187H104ZM108 188V187H107ZM121 188H122V185H121ZM120 188V189H121ZM133 188H136V186L135 187H133ZM145 188V187H144ZM146 188V189H147ZM236 188H237V186H236ZM257 187H255V189H256ZM83 189V188H82ZM102 189V188H101ZM113 189H115V188H113ZM192 189V190H191ZM199 189V188H198ZM197 189V190H198ZM202 189V187L200 188V190ZM83 190H85V189H83ZM134 190V189H133ZM200 190H198V192H200ZM203 190V189H202ZM204 190H205V188H204ZM203 190V191H204ZM235 190V189H234ZM253 190V189H252ZM257 190V189H256ZM95 191V190H94ZM104 191V190H103ZM107 191V190H106ZM110 191L112 192V190L110 189ZM115 191V190H114ZM141 191V190H140ZM142 191H144V190H142ZM203 191H201L200 193H202ZM110 192V193H111ZM121 192V191H120ZM129 192H131L132 193V191H131V189H130V191ZM134 192V191H133ZM155 192V193H154ZM254 192V191H253ZM262 192H263V190H262ZM90 193V192H89ZM88 193V194H89ZM98 193V192H97ZM116 193H117V191H116ZM115 193V194H116ZM225 193H227V192H225L224 191V193L223 194H225ZM87 194V195H88ZM112 194H114V193H111V194H109V195H112ZM123 194V193H122ZM134 194V193H133ZM138 194V193H137ZM141 194V193H140ZM145 193L143 192V194H141V195H144ZM149 194H151L150 195V197H149ZM153 194H155L154 196H152ZM198 195L197 196H200L199 195V193H197ZM203 194V193H202ZM90 195H93L92 194V192H91V194ZM94 195H95V193H94ZM93 195V197H95ZM101 195V194H100ZM121 195V194H120ZM132 195V194H131ZM99 196V195H98ZM106 196V195H105ZM114 196H116V195H113L112 197H114ZM135 196V195H134ZM195 196V195H194ZM100 197V196H99ZM139 197H141L140 195H139ZM108 198V197H107ZM118 198V197H117ZM121 198V197H120ZM131 198V197H130ZM195 198V197H194ZM87 199V198H86ZM98 199V198H97ZM110 200L111 199H113V198H109ZM138 199H140V198H138ZM103 200H104V198H103ZM114 200V199H113ZM91 201H92V199H91ZM94 201V200H93ZM260 201V200H259ZM120 202V201H119ZM123 202V201H122ZM133 202V201H132ZM142 203V204H141ZM250 205V204H249ZM96 206H98L99 208H100V210H101V205L99 206L97 203H96ZM107 206V205H106ZM98 207L96 208L97 210H99L98 209ZM104 207V206H103ZM117 207H119V204H118V206ZM254 207H255V205H254ZM109 208V207H108ZM128 208V207H127ZM105 209V208H104ZM115 209H116V207H115ZM121 209H123V210H125L123 207L121 208ZM134 209V208H133ZM103 210V209H102ZM106 210V209H105ZM119 210V209H118ZM122 210V211H123ZM104 211V210H103ZM108 213H109V210L107 209L106 210ZM105 211V212H106ZM129 211V210H128ZM131 213H129V212H122L123 214L121 215V217H123L125 214H131V215H133V210L131 209ZM121 212V211H120ZM232 213V212H231ZM231 213H230V215H231ZM234 214V213H233ZM253 214V213H252ZM120 215H116V217H118V218H120ZM218 215V214H217ZM239 215V214H238ZM128 216V215H127ZM233 216V215H232ZM243 216V215H242ZM245 216V215H244ZM107 217V216H106ZM109 217V216H108ZM125 217V216H124ZM130 217V216H129ZM134 217V216H133ZM117 218V219H118ZM125 218H127V217H125ZM243 219H244V217H243ZM102 220V219H101ZM104 220V219H103ZM106 220V219H105ZM213 220V219H212ZM128 221V220H127ZM132 221V220H131ZM234 221H235V219L233 220V222L232 223H234ZM114 222V221H113ZM116 222L118 223V220H116ZM123 222H126V221H123ZM251 222V221H250ZM120 223V222H119ZM130 223V222H129ZM110 225H111V223H109ZM123 224V223H122ZM115 225V224H114ZM117 225H119V224H116L115 226H117ZM121 225V224H120ZM196 225V224H195ZM222 225V226H221ZM240 225V224H239ZM254 225V224H253ZM258 225H259V223H258ZM261 225V224H260ZM114 226V227H115ZM126 227H129V225L127 226V224L125 225ZM230 226H231V224H230ZM233 226V225H232ZM235 226H237V225H235ZM119 227V226H118ZM122 227H123V225H122ZM129 227V228H130ZM173 227H175V229L173 230ZM194 227V226H193ZM243 228H242V230H243V232H244V229H245V227L244 226H242ZM125 228V227H124ZM124 228H123V230L122 231H124ZM196 228H198V226L196 227ZM234 228V227H233ZM112 229H115V228H113L112 227ZM121 229V228H120ZM128 229V228H127ZM188 229V228H187ZM101 230V229H100ZM189 230V229H188ZM223 230V229H222ZM221 230V231H222ZM103 231H105V230H103ZM127 231V230H126ZM25 230H24V234H25ZM116 232V231H115ZM223 232V231H222ZM242 231L240 230V233H241ZM258 232V231H257ZM18 233H20V232H18ZM100 233V232H99ZM103 233V232H102ZM122 233V232H121ZM131 233V232H130ZM129 233V234H130ZM174 233V234H173ZM245 233V232H244ZM9 234V233H8ZM13 234V233H12ZM23 234V235H24ZM101 234V233H100ZM118 234V233H117ZM123 235L122 236H124V234L125 233H122ZM9 235H11V234H9ZM14 235H16V234H14ZM108 235V234H107ZM126 235V234H125ZM238 235V234H237ZM101 236H104V233H103V235H101ZM121 236V237H122ZM131 236V235H130ZM232 235H230V237H231ZM240 236V235H239ZM242 236H243V234H242ZM241 236V237H242ZM15 237V236H14ZM13 237V238H14ZM100 237V236H99ZM99 237H97L98 239H99ZM134 237V238H133ZM233 237V239L235 240V234L232 236ZM238 237V236H237ZM3 238V237H2ZM81 237H77V238H75V241L73 242V243H67V247H69V248H67V250L66 251H61L63 248L61 247V249H59V252H57V254H65V253H67V252H72V253H85L86 255H81V254H79V255H71V256H67L66 257V255H64L62 258H61V260L59 261V263L58 264H119L120 262H118V261H114V260H110L109 259V255H108V244L107 243H105L104 241H100L99 242V240H101V238L98 240V239H92V243H91V245L89 246H87L86 244H85V246H87V250H82V249H84V244L82 243V242H80V239ZM103 238V237H102ZM239 238V237H238ZM237 238V240L236 241H238V243H237V245L239 244L240 245V243H239V239ZM5 239H6V236H5ZM7 239H9L8 237H7ZM109 239V238H108ZM93 240H95V241H93ZM98 240V241H97ZM9 241V240H8ZM56 241H59V242H61V240L59 239V240H48V241H44L43 242V244H45V245H48V244H51V243H54V242H56ZM109 241V240H108ZM229 241V240H228ZM231 241V240H230ZM233 241V240H232ZM2 242V244L4 243V240L3 241H1ZM96 242H98V243H96ZM234 242V241H233ZM42 243V242H41ZM94 243V245H92ZM140 244V245H142V249H143V251L142 252H140V251H138V246L136 245V244ZM250 243V242H249ZM107 244V245H106ZM242 244V243H241ZM5 245V244H4ZM3 247V246H2ZM9 247V246H8ZM8 247H6V245L4 246V248L6 249V251L8 250V252H11V250L12 249H10V248H8ZM89 247V248H88ZM137 247V248H136ZM220 247L221 248H223L222 250H220ZM233 247V246H232ZM3 248V249H4ZM14 248V247H13ZM68 249H71V250H68ZM242 249H244V248H242ZM246 249V248H245ZM259 249H260V247H259ZM58 250V249H57ZM13 251V250H12ZM61 251V252H60ZM254 251V250H253ZM252 251V252H253ZM42 252V251H41ZM140 252V253H139ZM246 252V251H245ZM256 252V251H255ZM40 253V252H39ZM239 253V252H238ZM263 253V252H262ZM56 254V253H55ZM245 254V253H244ZM244 254L242 255V256H244ZM44 255H50L49 253H47V254H37V257H43ZM239 255V254H238ZM9 255H7V257H8ZM254 256L256 257V255L254 254ZM36 257V258H37ZM46 257V256H45ZM50 257H51V255H50ZM50 257H48V258H50ZM261 257V256H260ZM133 258V259H134ZM251 258V257H250ZM45 259V258H44ZM134 259V261L132 260V261H127V263L125 262V264H136V260ZM248 260V259H247ZM145 261V260H144ZM249 261V260H248ZM43 262L41 261V264H42ZM145 263V264H146ZM235 263V262H234ZM233 263V264H234ZM57 264V263H56ZM120 264H122V263H120ZM236 264H237V262H236ZM242 264H243V262H242ZM257 264H258V261H257Z\"/></svg>",
	"mask_w": 264,
	"mask_h": 264
},
{
	"label": "water",
	"instance_id": "95a60500",
	"mask_svg": "<svg viewBox=\"0 0 264 264\" xmlns=\"http://www.w3.org/2000/svg\"><path fill=\"white\" fill-rule=\"evenodd\" d=\"M86 255L85 253H72V252H67L65 254H55L50 258H45V259H41V260H36L34 261L32 264H41V261L43 262L42 264H58L59 261L61 260V258L66 255L67 256H71V255Z\"/></svg>",
	"mask_w": 264,
	"mask_h": 264
}]
</instances>
